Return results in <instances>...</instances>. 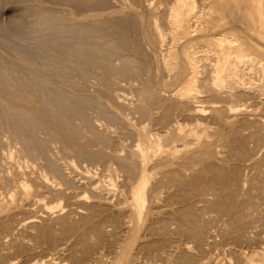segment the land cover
<instances>
[{"label":"rangeland","instance_id":"rangeland-1","mask_svg":"<svg viewBox=\"0 0 264 264\" xmlns=\"http://www.w3.org/2000/svg\"><path fill=\"white\" fill-rule=\"evenodd\" d=\"M92 1L89 2V0L88 1L87 0H78V1L77 0H0V26H1L0 29H3V30H0V64H1V66H3V67L0 66V70L1 71H3L1 68H4V67L7 68L12 62H15V61L19 60L20 55H22V54H20L21 53L20 50L23 49L24 46L26 48L32 47V45H33V47H36V48L38 46L40 47L41 45H39L38 42L40 43L41 40L38 41L37 39L39 38V35H41L43 33H44V36L41 35L42 37H40V38L42 39V38L48 37V38H46V39H48V42H50L52 38L55 39V36H56L57 32L61 31L64 34V35H62V37H56L58 40L56 39L54 41V39H52L53 41H51L52 43L50 42V45H51V47H54V48H50L49 47V51L48 52H52L53 49L56 50L60 45L61 46L65 45V44L66 45H72L73 43H75L74 42L75 41L74 38H76L75 37L76 36L75 32L74 33H72L73 31L72 32L71 31L68 32V29L70 27L72 28V27H76L77 26V25H74L75 21L70 19L72 15L77 17V18L75 17L76 20H78V19L81 20L80 23L81 22H85V23H81L82 25H80L78 27H83L84 28V26H86L84 28V29L87 28V30H85L86 31L85 33L88 36L90 35L89 37L85 35L86 38L83 40V42L85 41L84 44H83V42H81V45H83L82 46V50L85 52L86 51L85 49H87L85 47H87L88 45H92V43H94L95 45L98 44L97 45L98 47H99V45L101 46V48L104 47L102 50L105 51L104 52V51H102L100 49V51L98 52L97 51L98 47H97V50H96L97 54L98 55L100 54L99 57H101V59L99 58L100 59L99 62L103 61V65L105 63L104 66L102 65V62L100 64L97 60H95L97 63L94 64V62H95L94 59H92V62H93V64H92L91 62L87 61V59L85 60V58H80L79 57L80 59L77 58V60H75L76 59L75 58L74 60L75 61H79V62H77V63L74 62L73 64L78 69L82 68V71H85V72L82 73L80 71L81 69L78 70V69H76V67H75V69H73L74 65L71 64V63H68L71 66L73 65L72 67L69 66V65L68 66L71 67L74 71L72 70L73 71L72 72L70 70L71 68L69 69V71H66L67 75H69V76L66 75V77H65L66 79L64 78L63 80H61L58 77H55V79L52 80L51 84L55 85L57 87L56 91L54 90V92L53 91L51 92L49 87H47V89L45 91H43L44 94L45 93L47 95L51 94L54 101L60 96L59 99H58L59 100L58 101L59 104H57L58 103L57 100L55 101V102H57L56 103L57 105L55 106V108L58 107V109H60V110H61V108L62 109L64 108V107H60V106H66L65 108H67V106H69L71 104V102H73V101L76 102L75 99L77 98L78 101L76 103L78 104V106H76L77 104L75 103L76 104L75 107H77L78 109H80L83 112H85V114L80 111L79 113H80V115H82V116H80L79 113H77L78 115L75 113L76 114L75 115L74 113L72 114L71 112H69V114L71 113L70 117H67L65 121H62V123H64L62 125L63 127L57 128L53 124L55 126L56 130L57 129L60 130V133L62 131L64 132V133L62 132V134L57 132V133H59V136H61L60 138H59V136L57 137V135H55L56 133H55L54 130H53V133L50 130L51 131V134H50L49 131H48L49 129L45 130V129H47L46 127H45V129H43L44 125H42L41 123H38L37 121H35V123L32 122V127L33 128L34 127L37 128V131H36V128H34L35 129L34 140L37 137L38 140L36 139L35 141H36V144H38L37 146H39V148L35 149L34 151H39L38 154L36 152H34L33 155H30V152L27 153L28 151H27L26 147H27L28 144H31V142L29 141L31 139H29L30 137H28L29 135H28L27 131H25L26 134H27V137H26V134H24V136H25L24 139H23V136H22V138L21 137L13 138L15 136V134L13 136L14 132L12 133L10 131V129L6 128L7 126H5V124H6L5 120L10 118L11 115L9 116L8 113H10L9 111H11L12 109H10L9 105H8L9 106V108H8V106H6L7 104H5V106L3 105L2 107H0V117H1L0 132L2 133V135L0 133V137H1L0 138V144L2 145V146L0 145V147H1L0 148L1 149L0 150V156H2V157H0V162H1V164H0V177L4 176L3 178L2 177L0 178V263L1 264H4V263L13 264V262H14V264H33V263H35L34 261H40V258H41V262L43 261L44 263H47V262H50V261L51 262L57 261L58 263L61 262L62 264H83V262L86 263V261H84L86 259H84V258H87L88 256L89 257L93 256L92 259L93 258L94 259H98L100 256H102V254H103L104 260H107V261L110 262V260L113 259L112 257H116L119 254V252L121 253L123 250L124 251L128 250L129 260L132 262V264H144V263L147 264L148 260L150 261V258H152L151 259L152 261L149 262V263L155 264L156 263L155 260L158 261V262L160 260V259H157L156 256L154 257V255L157 254V251L159 253L160 250L162 252L164 249L165 250L167 249V251L169 253H171L174 248H178L177 245L178 246H180V245L182 246L183 243H184L183 245H185V243L187 242V245L191 244L190 247H193L192 249L190 248L191 249L190 250L191 253L188 254L186 252H183V251L181 252L180 250H178L179 252H176V254H177V257H176L175 256L176 254L173 253L176 250V249H174V251L172 252L173 255L172 254L171 255L174 256V259L175 258L176 259L179 258L178 259L179 261H175L176 259L174 260L173 258L171 260L172 256L170 255V258H169L170 260L168 259L170 262L171 261L174 262L173 264H176V262H178V264H182V262L180 261V258H181V256L183 257L185 255V254L183 255V253H186V256L188 254L189 258L191 260L194 258V257L192 258L191 254L192 255L194 254V256H196L195 257L196 259L197 258L199 259V257H200L201 260H204V258L206 257L205 260L202 261V263H200L201 261L198 262L200 264H205V263H207V264L208 263L209 264H212V263L213 264H243L242 263L243 259H241L242 258V252L244 250H246V252H248V253L250 252L251 253V252L254 251L253 249H257L256 245H254L257 240H255V238L253 237V234H250V233L253 232L252 230H256L255 229L256 227L254 228L251 225L255 226L258 223H259L258 225H260V223H261V225L263 224V226H260V227L262 229H264V176H263L264 172L260 171L261 169H262V171H264V161H263L264 160V158H263L264 157V135H263L264 134V130H263L264 129V94L261 93V91H263L262 89H264L262 87V86H264L263 85L264 84V80H262V79H264L263 78L264 73H262L263 68H261L262 66H261V62H260V61H263V59H264L263 58V56H264V37H260V36H263L264 34L260 35L259 32H256V31H253V33H252L251 30L248 31L247 29L244 28L245 29L244 31L245 32L247 31L246 32L247 34L248 33H252L255 36L253 42L256 41L257 45L254 43V46H253L254 50H251V49H253V47L250 50L254 51V53L256 54L255 50L258 49L256 51L257 52L259 51V53L256 54V55L254 54V56H253V57H255L253 59L254 63L252 61L251 62L249 61V63H253V65L252 64L248 65V63H246L245 66L248 67V69L245 67L246 71L242 72L243 73L242 74V77H243L242 81H244L247 84H245V85L243 84L244 86L243 85L241 86V84L239 85L236 82L235 83L231 82V81H234L233 79H229V80L227 79V81H224V85L225 86L224 85L222 86V90H221V86L216 87L217 84L215 85V82H214L213 76H212L213 74L212 73L210 74V71H209L210 68H211V71H212V68L214 67V65L216 63V62L214 63V61H211L212 59L214 60V58L216 57V55H214V54H216V52L212 51V53H210L208 51H204L202 53L201 52L202 51V49H201V46H202L201 44L202 43L200 44V42L198 41L199 39L196 40V42H199L200 46L199 45H198V47L194 46L193 47L194 49H193L192 45L191 46H190V44L188 45L193 50L196 49L194 52L197 53L198 51H200V54L198 52L197 55H196V53L194 54V52H193V54L195 56H197L198 59L200 60V61L198 60L199 63H197V65L199 64V66H200V67L198 66V70H199V74L198 75L199 76L197 75V77L198 78L200 77V78H199V80H198V78H196L195 84L197 86V90H199L197 92V95H199V98L201 97V99H199L198 101L204 100V98H205V101L208 103V105H207V103H204V104L202 102L199 103L197 101L198 98H196V99L193 100V101H195V103L193 102L192 105L193 104L194 105H202V106L207 105L208 108H209V106H213V104H214V106H217V108L221 109L220 107H222V105L225 104L226 107L228 106L227 108H229V109H227V110H229V111H227V112H229V114H231V116H232V114L235 115L236 112H238V111H239L238 114L239 115L241 114L240 116L239 115L237 116V114L235 116H233L234 119H236V122L233 120V117H232V119H230L231 120V122H230L229 118L231 116H228V114H226V116H228V117H225V115H224L225 114L224 112L226 111V107L224 108L225 109L224 112H223V107L221 109L222 110L221 114L224 113L223 114L224 117L222 115L215 114L216 116L219 117V119L215 115H214L215 117L212 115V113H214L212 110H211V114H210V108H209V110L206 109V111L202 115V117H204L207 114V116H205L204 119H206V118H208L210 116V118L213 121L216 119L215 121H217L218 123L215 122L214 125H213L212 124L213 122H212L211 119H209V121L212 122V123H210L208 121L204 122V120H203V123L205 125L208 122L207 127H208V129L211 128L210 130L212 131L211 132V131L208 130L209 133L207 132L206 141H211L209 143H211V144L213 143L212 144L213 146L211 148H209L210 146H208L206 148L207 150H202L203 153L202 152H201L202 154L200 153L201 154L200 155L201 159H200V161H198V162H200V164L197 163L195 165V174L194 173L192 174L194 176V181H195L194 183L195 184L193 183V180H192L193 177L191 175L192 179L190 177V180L192 181V184H194L193 185L194 187L190 188L189 185H190L191 181L189 179L185 178L186 180L190 181V182L189 181L187 182V184L189 183L188 185L186 184V182H185L184 186H183V184L181 186V185H178V183H176L177 182V180H176L177 176H175L174 174H176L177 166L175 165V161H173V159H170V160L168 159V161H164L165 158L162 159V157H164L165 155H164V153L162 151L165 148L164 149H163V147L161 148V146H163L162 143H164L166 140L168 141L169 140L168 139L169 136L172 135L171 134V130L174 131V127L176 125L175 123L177 121H182L183 118H184V116L182 117V115L181 116L179 115L180 114L179 111H178L179 114L178 113L176 114L178 117H176V115H175V117L177 119L176 122H175L176 119L174 120V117H170V116H174L176 108H178L179 105L181 104L180 102L185 101V100H183V101L181 100V101H179V103H180L179 104L176 101V97H174L175 92L178 91L179 88H181V87H179V85L182 86L181 84H184L185 81L184 82H179L178 83L179 85L175 84L174 88L172 86V89L176 88V90H174L175 92L172 91L171 88H170L171 90L169 91V88L167 86H165L167 89L164 87V82H167L170 79L171 81L170 80L169 81L171 83L172 79L174 80V76H175V74L177 72V68L175 66H173L171 68L174 71L176 70V72L174 73L171 69H169V68L167 69V67H165L166 64L164 65V60H166V58H167V56H165L166 54L164 53L165 52L164 51L165 50V48H164L165 46H162V47L159 46V47L155 48L152 45L150 46V44H148V42H146V40L144 42H142L144 37L142 36L143 32H142L141 29H142V26L144 27V25H141V23H139L140 19H141L139 17H142L141 15H142V13H144L142 8L138 9V6H137V10H138L139 16L138 15H135V16L136 17L138 16L137 18H139V22L135 23V25L133 24L132 28H128L131 25L126 27V29L125 28L122 29V27H120V28L124 32H126L127 35L129 34V36H132V37H135V38H138V37L142 36L140 39H142L141 42L143 43V46L145 45L144 48L146 47L145 48L146 50L144 49V52H142V54H140L138 52L134 53V52L126 51V50H123V49L120 48L121 51L123 50L121 52L119 49H116L117 47H115V48L113 47L116 50H114L113 48L110 49V47L114 45V44H112L113 41H117L115 38H117L116 36L119 34V30H121L118 26H122L125 23V22H123L125 19H123L122 15H124V18L127 17L128 20H129V18L130 19L133 18L132 15H134V14L132 13L133 12L132 11V5H130V6L127 5V4L130 3V1L129 2H128V0H126L125 2H124V0H121V1H119V0H109V2H108V0H97V1L96 0H92ZM153 1L154 0H152V5H154V4L155 5L152 8L156 9V7L158 6V5L156 6V4L158 3L159 0H155L156 2L154 1V3H153ZM77 2L80 3V4L78 5ZM161 2H167V1L163 0ZM161 2H159V4ZM198 2H199V0H198ZM165 4L167 5V3L159 5L162 8V9L159 10V12H161V10H165V8H166ZM89 5H91V6H89ZM81 6H83V7H81ZM116 10H117L118 14H117ZM121 10H122L123 14L121 13ZM45 13H46V15H45ZM54 13H55V15H54ZM64 13H65V15H64ZM95 13H97V14H95ZM125 13H128V14L125 15ZM152 13H153L152 15H154V12H152ZM48 14H49L50 17L48 16ZM155 14H156V10H155ZM228 14H230V13H227V16H225L226 19L223 18L224 22L226 20L230 21V20L233 19L232 17H230L231 14L230 15H228ZM57 15L58 16L61 15V17L59 18V17H57ZM88 15H89V18L87 17ZM237 15L238 16L241 15L239 17H244V16H242L243 14L237 13ZM47 16H48V18H47ZM42 17L43 18H47V20H45V19L42 20ZM51 17H53V18H51ZM161 17H163L165 19V16L161 15ZM64 18H65V20H64ZM66 18H68V19H66ZM108 18L112 19L114 22L112 23L111 22L112 20H109ZM38 19H39V21L41 20L40 23L42 22L43 24H48L49 22L48 23H46V22L49 21L48 19H50L51 23H53V24H55V23L57 24L58 23L59 24V25L55 24L57 27L62 25L61 23L63 22V26L58 27V30H56L57 27H56V29H52L51 27H47V25H43L42 27H40L39 26L40 23L38 22V24H37V22H36V21H38ZM121 19H123V21ZM44 20H45V22H44ZM69 20L71 21V23H70ZM104 20H106V21H104ZM161 20H163V19L161 18L159 21H161ZM165 20H163L164 23H165ZM109 21L111 22V24H109L110 23ZM67 22L69 24H65ZM94 22H95V24H93ZM97 22H99L100 24L97 23ZM103 22H104V24H102ZM163 22L161 21L162 25H164ZM106 23L109 24V25H107ZM32 24H34V25H32ZM70 24H71V26H70ZM115 24H116V26H115ZM136 24H138V25H136ZM238 24L241 25V23H238ZM2 25L3 26L5 25L6 29ZM36 26H38L39 28L38 27L36 28ZM90 26H93V29ZM137 26H139L141 29L139 27H137ZM67 27H69V28H67ZM88 27H90V28H88ZM133 27H134V29H133ZM32 28H34V29H32ZM46 28H48V29L46 30ZM49 28H51L53 31L50 29L51 31L49 32L48 31ZM127 28L130 29V30H128ZM135 28H139V29H136L138 31V33L137 32L136 33L138 35L140 34L141 36H138L134 32ZM42 29H44V31ZM108 29H109V31H108ZM113 29H119V30L116 31V30H113ZM36 30H37L38 33L36 32ZM40 30H42L41 32H43V33L40 34V32H39ZM54 30L56 32H54ZM113 31L114 32H118V33L112 34ZM132 31H133V33L131 34ZM35 32L37 34H35ZM87 32L89 34H87ZM237 33L239 35H240V33H242V35H244V36L247 35L246 33L240 32V30L237 31ZM115 34H117V35L114 36ZM73 35H75V36H73ZM99 35H102V36L100 37ZM136 35H137V37H136ZM28 36H32V37H28ZM51 36H52V38H51ZM111 36L112 37L114 36V38H111ZM35 37H37V38H35ZM98 37H99V39H98ZM119 37H121V35L118 36V38H117L118 40H120ZM33 38H34L35 42L33 41ZM92 38H93V40H92ZM66 39H68V41ZM69 39H71V40H69ZM94 39H96V40L98 39V42L96 40H94ZM256 39H258V40H256ZM26 40L31 42V43L27 42ZM210 40H212V38H210V37L205 38V39H203V41H204L203 43L204 44L205 43H209ZM88 41H89V43H87ZM99 41H100V43L102 45L99 43ZM109 43H110V46L108 47L107 45H109ZM193 43H194V41H192V44ZM29 44H31V45H29ZM86 44H88V45L86 46ZM104 44H106V45H104ZM116 44H118V42H116L115 45ZM205 46H207V44ZM39 47L37 48V50L40 53L43 52L46 55V56H43V54L41 53L42 57H43L42 59L44 61H45V59H46V61H49V60L53 61V60H51V58H52L51 53H48V52L45 53V51H43L44 50L43 48H45V47H43V48H42V46L40 47L43 50L39 49ZM195 47H197V48H195ZM106 48H108V49H106ZM190 48H189V50H190V53H191L192 49H190ZM206 48L208 49V47H205V49ZM50 49H51V51H50ZM154 49H156V50H154ZM15 50H18L19 52L17 53V51L15 52ZM108 50H110V51H108ZM113 50H114V52H113ZM203 50H204V48H203ZM23 51L24 50H22V52ZM124 51L126 53H124ZM148 51H150V53ZM112 52L113 53L116 52L114 54L115 58L112 57L113 56L111 54ZM53 53L54 52H52V54ZM144 53L146 54V56L144 55ZM97 54L94 55V56L96 57ZM101 54H103V55H101ZM118 54H120V56ZM203 54H205V55H203ZM208 54H209V56H208ZM116 56H118V57H116ZM206 56H208L209 59L206 58ZM102 57H103V59H102ZM129 57H132L131 59H136V58L137 59H136V61L133 60V62H132V60H131L129 62V60H130ZM143 57L145 59V60H143V62L145 63V61H146V63H145L146 65L145 64H143V65L141 64ZM145 57H147V59ZM154 57L158 58V60H160V62L157 61V59H155ZM164 57H166V58H164ZM211 57H212V59H211ZM111 58H113V59H111ZM80 60H81V63H80ZM82 60H84L85 62L84 61L82 62ZM121 60H123V61L121 62ZM140 60H141V62H140ZM9 61H10V63H9ZM105 61L109 62V64L106 63ZM202 61H204V63H201ZM7 62H8V64H7ZM123 62L126 65L128 64V66L122 65ZM139 62H140V64H139ZM152 62H154V63L152 64ZM82 63H84V64H82ZM132 63H133V65H132ZM115 64H117V65L115 66ZM135 64L137 66H139L140 68H142L143 71L145 70V72L140 70L139 67L138 68H139L140 71L138 70V68H137V70L133 69L136 66ZM212 64H213V66H212ZM257 64H258V66H257ZM5 65H7V66H5ZM86 65H87L88 68H86V67L84 68V66H86ZM131 65L133 66V68H132L133 70L138 71V72L142 71L141 74L139 73L140 75L138 74V72L135 73L133 71V73L135 74L132 77L133 79L130 78L132 76L130 74V73H132V71L130 70V66ZM140 65H142V66H140ZM158 65H160L161 68L160 67L157 68ZM205 65L209 69L208 71L205 70L207 68L203 67ZM209 65H211V66H209ZM78 66H80V67H78ZM89 66L90 67L92 66V68H90ZM98 66H100V67H98ZM123 66H126V67L129 68V71H130L128 73L129 75L127 74L128 71H126V69H124ZM152 66H153V68H150ZM94 67H95V69H93ZM112 67H113V69H112ZM117 67H119V68L122 67L123 69L122 68L119 69ZM144 67H146V68H144ZM6 68H4V69H6ZM242 68H244V66ZM251 68H254L255 70L251 69ZM257 68H260V69H257ZM91 69L95 70V71H92L94 73L91 72ZM159 69L160 70L162 69V70L159 71V73H158ZM113 70L116 71V72L114 74H111V72H114ZM202 70H204L207 73L209 72V74L203 72ZM257 70H259V71H257ZM260 70H262V71L260 72ZM162 71H163V73H162ZM168 71L169 72L172 71L173 73L172 72H171L172 74L168 73ZM201 71H202V73H200ZM68 72L69 73L72 72V73L69 74ZM155 72L158 74V76L154 75ZM244 73L246 75H244ZM261 73L263 74V76L260 75ZM93 74H97V75L92 76ZM168 74H170L171 77L166 76ZM201 74H204L205 79H203L204 77L201 76ZM89 75H90V77H89ZM103 75H104V77H103ZM9 76L10 75L7 76L8 78L6 77L5 81H7V79L9 80V82L11 80L14 81L13 78L9 79ZM134 76L135 77H139L140 76V77L139 78H135ZM151 76L154 77V78H152ZM163 76H164V78H163ZM165 76L168 77V78H166ZM244 76H245V78H244ZM0 77L3 78L2 76H0ZM10 77H13V76H10ZM99 77H101V78H99ZM210 77L212 78L213 81L210 80ZM260 77H262V79ZM73 78H75L74 79L75 81L72 80ZM159 78H160L161 81L159 80ZM106 79H108V80L106 81ZM166 79H167V81H165ZM201 79H203L204 82H206L207 80L208 81L210 80V82H212V83L207 81L208 83L206 82V84L202 85L201 83H202L203 80H201ZM3 80H4V78L2 80H0L2 82L1 85H3V82H4ZM100 80H102V81H100ZM162 80H164V82ZM197 80L199 81V83H198ZM13 81L11 82V84L13 83ZM68 81H69L70 84L68 83ZM94 81H97V82H94ZM115 81H117V82H115ZM146 81L148 82V85H146ZM151 81H153V82L151 83ZM84 82H85L86 85L84 84ZM106 82H108V84H110V85H108L110 87L107 86ZM230 82H231V84H230ZM7 83L8 82H5L4 84H6V85L10 84V83H8V84ZM76 83H78V84H76ZM115 83H117V84L115 85ZM153 83H155L156 86ZM156 83H158V84H156ZM232 83H233V85H232ZM11 84H10V87L11 86L13 87V85H11ZM159 84H160V88L161 89L158 88ZM207 84H209L208 88L207 87H205V88H207V89L210 88L211 90L216 91L215 94H210L209 92L213 93L212 91H210V89L207 90L208 93L205 90L204 91L201 90V89H204L202 87L204 85H207ZM210 84H212V86H210ZM145 85L146 86L150 85L149 87L151 88V92L153 91L152 92L153 96L155 95L157 98H155V96L153 97L152 94H150V96L153 97V99H155V101H157V102H155L154 100H153L154 102H152V100L150 101L151 97H149V96L148 97L150 99L146 98V96H144L145 92H143L144 95L141 93L142 92L141 91V89H142L141 87L142 86L146 87ZM200 85H202V87H199ZM234 85H236V86H234ZM79 86H80V88H79ZM255 86L257 88L254 89L253 87H255ZM1 87L2 86H0V90L1 91H5V90L7 91V89L9 90V88H10L9 85L6 86V87H9V88H5V85L3 86V89H1ZM82 87L84 88V90H82ZM215 87H216V90H214ZM243 87H245V88H243ZM260 87H261V89H260V91H258ZM58 88H59V90L61 88V91L63 90L62 93H61V91H59L61 94L59 92H57ZM109 88H111V89L109 90ZM112 88H114V89H112ZM198 88H201V89H198ZM235 88L237 90H234ZM239 88H240V91H238ZM107 89H108V92H107ZM249 89H251L252 91L249 90ZM231 90H232V93L230 94ZM89 91H90V93H89ZM217 91H218L219 97H218V95L216 96ZM223 91H226L229 94L227 95L226 92H223ZM235 91H237V93L239 92L238 95H237V93ZM137 92L139 94H137ZM220 92L221 93H225V94H221L222 98H221V96L219 94ZM233 92L235 93V95H234ZM258 92H260L261 95ZM63 93L65 95H63ZM102 93H103V95H100ZM108 93H109V95L112 94L111 97L108 95ZM240 93H242V95ZM53 94H54V97H53ZM57 94H59V95L56 96ZM239 94H240V96H239ZM243 94H245V95H243ZM73 95H74V97H73ZM140 95H143L144 97L142 98V96H140ZM77 96H80V98L82 96L83 98L78 99ZM223 96H225L226 99ZM65 97H66L67 101L63 102V99L65 100ZM87 97H88V99L91 98L92 100H93V97H96L97 100L96 99H94L95 101L93 100V102L95 104L92 102V100H90V102H92L90 104L89 100H87ZM99 97H101V98H99ZM107 97H109L111 100L110 99L108 100ZM114 97H117V100H114ZM140 97L142 98L143 102H145V103L152 102L151 105L153 107L156 104V107H154V108L151 106L154 109L155 114L153 113V109L149 108L150 105H148L149 106L148 107L147 105L144 104L146 106L145 107L146 109L148 107L149 110H152V111L147 110L149 112L148 115H147L148 118H149L150 113H151V115H150L151 117H152V114L154 116V119L152 118V121H151V117H150V121H149V119L145 120V117L141 114L140 109L138 110L140 113L137 114L136 113L137 111L132 113V111H134L135 108L138 109V106L136 107L135 105L139 104L138 101L141 100ZM228 97H230V98H228ZM239 97H241V98H239ZM68 98L70 99V101H71V99H73V101L69 102V104L66 103V102L69 101ZM219 98H221V100ZM238 98H239V100H238ZM83 99H84V101L87 104L84 102V105L80 106V104L82 105ZM214 99L215 100L217 99L219 102H221L223 100L222 101L223 104L222 105H221V103L219 104V102L217 100H216L218 102L217 105H216L217 102H215V103L213 102L212 103V101H215ZM224 99L227 101V103H226V101H224ZM121 100H122V102H120ZM177 100H180V99H177ZM208 100H209V102H208ZM61 101H62V103H60ZM196 101H197L198 104H196ZM79 102H80V104H79ZM120 103L121 104L122 103L125 104L124 107H123V105L121 106ZM209 103H211V105H209ZM117 104H119V106ZM141 104H142L141 107L142 106L144 107L143 103H141ZM173 104H174V106H173ZM184 104H186V101H185ZM184 104L182 103L180 105V107L182 105H184ZM190 104L191 103L189 102V104L184 105V107L182 106L183 108H185V109L182 108L183 111L186 112L187 111L186 108H189L191 106ZM41 105H36V106L40 107L42 109L43 105L42 106ZM160 105H161V107H160ZM177 105H178V107H175ZM79 106H80V108H79ZM185 106H187V107H185ZM173 107H175L174 108L175 110H173ZM232 107L235 108V109H233ZM7 108L9 109V111H8ZM43 108L45 109L46 107L44 106ZM139 108H140V106H139ZM166 108L170 109L171 111L167 113L166 112ZM231 108L233 109V113L231 112V110H232ZM239 108H240V110L243 109V112H242V110L240 112ZM4 109L7 110L8 113ZM182 109H181V111H182ZM172 111H174L173 112L174 114H169ZM246 111H248V112H246ZM4 112H6V113H4ZM165 112L168 114V116L169 115L170 116L167 117ZM249 112L252 115H254V116H252L250 118L251 114H249ZM254 112H255V114H254ZM121 113H122V115H121ZM188 113L186 112L184 114L186 115ZM256 113L259 114L258 117H257ZM4 114H5V116H8V117H5ZM69 114L67 113V116ZM139 114H141L142 118L144 119V120L142 119L143 121L140 120L141 118H140ZM163 114H165V115H163ZM12 115H14V114H12ZM18 115H19V117L14 115L16 117L13 116L12 117L13 120H14V118H15V120H16V118H19L21 121H23L24 119L21 118L22 117L21 112H18ZM73 115H75V116H73ZM211 115L213 116V118H212ZM147 116H146V118H147ZM179 116L182 119L181 118L178 119ZM236 116H237V118L239 117L238 119L240 120V122L237 121ZM108 117H110V118H108ZM115 117H119V118L116 119ZM166 117L170 118V119H168L169 121H167ZM186 117H188V119H189V115H186L185 118ZM246 117H247V119H246ZM84 118H87V120H83ZM160 118H162L163 121H162V119L159 120ZM226 118H228V119H226ZM186 119H185V121H186ZM224 119L227 120V122L229 121L231 123V125H233V124L234 125L231 126L230 123H228V124L224 123L223 125L220 124V123H223L225 121ZM242 119H243V121H242ZM31 120L32 119H30V122L28 121L29 124L31 123ZM88 120H90V121H88ZM122 120H126L127 122L126 121H122ZM173 120H174V122H173L174 124H171ZM206 120H208V119H206ZM16 121H19V120H16ZM87 122L89 124H87ZM233 122H235V123H233ZM36 123H38L39 125L37 126ZM67 123H69V125ZM167 123H170L169 126H167L168 125ZM250 123L252 125L254 124L255 128ZM82 124H83V126H82ZM209 124L210 125L212 124V125L210 126ZM215 124L217 126L218 125L219 126L217 127ZM243 124L247 125V126H244ZM70 125H71V127H70ZM72 125H74V127L75 126L78 127V128L75 127L76 128V130H75L76 133H75V131H72V130L75 129V128H73ZM87 125L88 126L90 125V127H88ZM68 126L70 128H68ZM235 126H236V129L233 128ZM64 127L65 128L67 127V129H65ZM87 127L91 128V129H88ZM168 127H170V129L173 127V129L170 130ZM257 127H258V130H257ZM261 127H263V128H261ZM62 128H64V130H62ZM140 128H144V129L146 128L145 130H147L149 132L151 130L150 133H154V131H155V134L163 133V135L164 134L165 135L163 136L161 134L160 137H161L162 140H160V142H159L160 144H159V143H157L155 141L156 137H154V136H156V135L151 134V136H150V133L148 132L149 137L150 138L153 137V138L150 139L148 136L144 137L146 139V141H147L146 142V141H144L142 136L140 137V136H138V134H136L138 132L133 133V132H135V130L138 131V129H140ZM239 128H241V129H239ZM77 129L79 130V132H82V133H78ZM221 129H222V131H220L219 134L214 131V130L218 131V130H221ZM226 129H228V130H226ZM247 129H248V131H247ZM259 129L261 131H259ZM40 130L41 131L44 130V131L41 132ZM66 130L68 131V134H69V131L72 132V133L70 132L71 135L70 134L68 135V136H70V137H68V139L66 138L67 135L65 134V133H67V132H65ZM169 131H170L171 135L167 134V133H169ZM43 132H44V134H43ZM47 132H48V134H47ZM249 132H250V134H252L251 136H253V138L250 137ZM172 133H174V132H172ZM221 133H222V135H220ZM254 133H255L256 137H255ZM46 134H47V136H45ZM78 134H81V135H78ZM166 134L168 136L167 138H166ZM208 134L209 135L210 134H214V135H211V137H210ZM247 134H249V135H247ZM259 134H260V136H259ZM42 135H44V136L42 137ZM50 135H51V137H50ZM77 135L79 136V139L81 141L78 140V136ZM90 135H91V137H90ZM93 135H95V136H93ZM98 135H99L100 138H94V137H97ZM246 135H247V139L245 137ZM212 136H215V137L213 138ZM261 136H263V137H261ZM38 137H40V138H38ZM64 137H65L66 140L64 139ZM74 137H75V140H73V141H75V142L72 141V138L74 139ZM208 137H210V138H208ZM239 137L241 138L242 141L240 140ZM258 137L259 138L261 137L260 138L261 141H259L260 139ZM26 138L28 139V141H26L27 140ZM48 138L50 139V141H49ZM83 138H85V139H83ZM91 138H93V139L89 140ZM163 138H166V140H164ZM217 138H220L221 140L217 139ZM223 138H226L225 139L226 141ZM229 138H230L231 141L229 140ZM20 139H21V141H20ZM45 139H47V141ZM140 139H142L145 142L144 143L145 147L142 146L143 145L142 144L143 141H141ZM152 139H154L155 143H157L159 146L160 145L161 146L159 147V146L155 145V143L152 141ZM171 139H172V136L170 137L169 142L171 141ZM212 139H214L215 142H212ZM1 140H4V141H1ZM76 140H77V142H76ZM235 140L236 141L238 140V141L236 142ZM25 141L28 143L27 145H25ZM31 141L33 142V140H31ZM38 141H42V142L45 141V143L47 145L51 146L50 147L51 150H50L49 146H48V148L46 147L47 146L46 144H44V143L42 144L41 142L37 143ZM78 141L80 143H82V144L78 143ZM161 141H162V143H161ZM69 142H70V145H69ZM140 142H141V144H140ZM48 143H50V144H48ZM241 143H243V144H241ZM78 144H80V145H78ZM138 144H140L143 148L140 147ZM146 144L147 145L149 144L148 145L149 147ZM214 144H215V146H214ZM216 144H218L220 147L218 145H216ZM236 144L239 147H237ZM238 144H240V145H238ZM245 144L247 146H245ZM44 145H46V146H44ZM152 145H154V147ZM6 146H7V148H6ZM41 146H43L42 150L40 149V148H42ZM62 146H64V147H62ZM231 146H232V148H231ZM240 146H242V147H240ZM164 147H165V145H164ZM244 147L247 150H245ZM86 148H87L88 152L82 150V149H86ZM89 148H90V150H88ZM137 148H140V149L142 148L141 152H143V150L148 151V152L145 151L146 153L143 152L142 154L145 156L144 157L145 159L148 158L149 160L148 159L144 160V158H142V159H140L138 161L139 163H137V164L135 163L136 161H134L136 167L137 166L139 167V168L137 167L138 168L137 170L140 171V169L141 168L142 169H141L140 172H137V173L135 172V174H133V175H128L127 174L128 175L127 179H129V181H133V179L135 178L134 183H132V182L127 181V179L125 178L126 170L123 169L124 167L122 166V163L124 161H126V159H128V158L130 159V161H132L131 160L132 156L130 157L128 154H130V153L132 154V152H133L132 149H134V151H135V149L137 150ZM153 150H155V151H153ZM231 150H233V151H231ZM244 150L247 151L246 152L247 154L244 152ZM82 151H83V154H81ZM207 151L209 153V156L213 155V153H214V155H216V152L218 153L217 154L218 156H212V157L210 156L209 157V156H207L208 155ZM248 151H250V152H248ZM153 152H154V154H153ZM98 153H99L100 156H97ZM151 153H152V155H151ZM206 153H207V155H206L207 158L205 157ZM253 153H254V155H252ZM90 154H91V158H90ZM92 154L95 155L96 157L95 156L92 157L93 156ZM116 154L119 155L120 157L118 156L119 157L118 158ZM156 154H157V157H156ZM158 154L160 155L161 159L160 160L157 159V162H156V159H154V156L156 158H159ZM46 155H47V157H46ZM104 155H105V157H104ZM147 155H148V157H147ZM161 155H163V156H161ZM40 156H42V157L40 158ZM82 156H83V158H82ZM115 156L117 157V159H121V160H118V161H120V164H119V162H117V159H116ZM122 156L125 159L124 161L121 158ZM219 156L220 157L225 156V157H222L223 158L222 159ZM251 156L253 157V160H252ZM244 157L246 159L247 158L248 159L251 158V159H249L250 162L248 161V159L244 160L245 159ZM37 158H38V160H37ZM202 159H204V160H202ZM208 159H209V161H208ZM212 159H214V160H212ZM5 160L6 161L8 160L9 162L7 161L5 163L4 162ZM32 160H34L35 162L32 161ZM260 160L263 161V162H261ZM141 161L143 162V164H142ZM171 161H173L174 163L172 162L170 164ZM244 161H248L249 163L246 162V164H244ZM253 161H255V162H253ZM50 162L52 163V165L50 164ZM164 162L165 163L168 162L170 165H168V163H167L166 164L167 166H165ZM212 162H213V164H212ZM251 162H253V163H251ZM259 162H260V164H259ZM8 163H9V165H8ZM13 163L14 164L17 163V164L14 165ZM160 163H162L164 165H162ZM215 163H216L217 166L214 165ZM222 163H223V166H222ZM224 163H225L226 167L224 166ZM257 163L259 165H257ZM155 164L158 165V166L156 167ZM12 165H13V167H12ZM120 165H121V168L123 167L122 169L120 168ZM144 165L148 168L149 171L147 170V168H145ZM173 165H174L175 168L173 167ZM247 165H249L248 168H247ZM51 166H53V167L51 168ZM197 166H199V167L201 166L202 170H200L201 168L199 169V167H197ZM206 166H208V167H206ZM212 166L215 167V169ZM251 166L254 167V168H252ZM4 167H5L6 170L4 169ZM14 167L15 168L18 167V168L15 169ZM211 167H212V169H211ZM216 167H220V168H218V170H220V172L216 171L217 170ZM241 168H244V169L242 170ZM251 168H252V170H251ZM196 169H198L202 173L201 174L198 173V170H196ZM142 170H143V172H142ZM240 170H242V172ZM256 170H258V171H256ZM13 171H15V172H13ZM145 171H147L148 174ZM171 171H173V172H171ZM196 171H197V173H196ZM8 172H9V174H8ZM21 172H22V174H21ZM167 172H169V173H167ZM248 172H249V174H248ZM256 172H258V173H256ZM210 173H211V175H210ZM1 174H4V175H1ZM17 174H18V176H17ZM204 174H206V175L204 176ZM214 174H216L217 176L214 175ZM255 174H256V176L254 177ZM13 175L14 176L16 175L17 177L16 176L14 177ZM196 175L199 178L197 177L196 180H195ZM19 176H20V178H19ZM237 176H238V178H241V179L243 178V181L241 180L242 183L237 178ZM130 177H132V178H130ZM143 177H144V179H143ZM173 177H174V179H173ZM203 177H206V178H203ZM141 178L143 180H141ZM208 178H210V179L212 178V179L208 180ZM227 178H229V179H227ZM244 178L245 179L247 178V180L249 179L248 182H246ZM15 179H17V180L20 179L19 184L20 183H23V184L25 183L26 184V185L25 184L24 185L26 187V191L27 190L29 191L28 195H26L27 193L25 194L24 192L19 191L17 189V186L19 184L17 183V181ZM200 179H202V181ZM206 179L208 180V184H209L208 186H207V184L204 183V180L207 181ZM213 179H217L216 182ZM218 179H219V181H218ZM14 180H15V182H13ZM173 180H175L176 182L173 181ZM238 180L240 182H238ZM137 181H138V183H137ZM212 181H213V183H212ZM236 181H237L239 186H237ZM7 182H9V183H7ZM198 182H200L201 184L198 183ZM202 182H203V184L205 186H203ZM14 183H15V185H14ZM16 183L18 185H16ZM224 183H225V185H224ZM227 183H229V184H227ZM130 184H132L131 188H130ZM186 186H187V188H186ZM213 186L214 187L216 186V188H214ZM240 186L243 188L242 189L243 191L241 190V188H238ZM177 187H182L183 189L185 188V189H187L189 191H187V190L185 191V189L183 190L182 188H177ZM205 187H206V189H205ZM228 187L230 188L229 190H228ZM92 188H94L95 190L92 189ZM196 188H197V190H196ZM210 188L211 189L214 188V190L212 189L213 192L214 191L216 192V190H218L216 193L219 194V195H217V194H215L213 192H210L211 191ZM190 189H192V190H190ZM200 189H201V191H200ZM225 189H227V190H225ZM238 189H240V190H238ZM129 190H130L131 193L129 192ZM182 190H183V192H181ZM128 192H129V194H128ZM209 192H210L211 195L208 194ZM186 193L189 194V195H187ZM205 193H207V194H205ZM212 193H213V195L215 194L214 195L215 198L213 197ZM128 195H129V197L132 200L129 199V197H127ZM139 195H140V198H139ZM150 195H153L152 197H154L155 200ZM205 195L206 196L209 195L211 197V198L209 197L211 200L208 198V196L206 198ZM150 197H151V199H150ZM216 197H218V198H216ZM76 199H77V201H76ZM206 199H207V201H208V199L210 200V201H208V202H210V204L207 201H206L207 203L204 201ZM212 199H214V200L216 199L215 202ZM37 200H40L41 204L38 203V202L36 203ZM156 200H157V202H156ZM181 200H182L183 204H181L182 203ZM153 201H155V203H153ZM199 201H201V202H199ZM211 201H213V203H211ZM141 202L143 204H141ZM197 203H199V204H197ZM232 206H233V208H232ZM241 206H242L243 209L240 208ZM120 208L122 210H120ZM133 208H135V209L133 210ZM184 209H186V210H184ZM237 210H240L239 212L243 211L244 214L243 213H240V214L244 215L243 217H244V219H246L247 222L248 221L250 222V220H251V222H253L252 217L254 219V224L249 225V227L247 226L248 230H249L250 226L252 228H254V229L250 228L252 230H250V231L247 230L248 233H245L246 232V230H245V232H243L242 236H240L239 233H236L235 229L233 227H231L232 225H230V223H228L229 221H231V219L232 220L235 219V216H236V219H237V216H238V211ZM42 212H43V214H42ZM228 212H230V213H228ZM130 213L133 216H131ZM234 213L235 214L237 213V214L235 215ZM245 213H247V215H249V214L250 215L253 214V215H251L252 217L251 216L250 217L247 216L248 218H246L245 217L246 216ZM182 214H186V215H182ZM229 214L230 215L232 214V215L229 216ZM34 215H35V218H34ZM181 215L183 217L180 219L179 217H181ZM36 216H39L38 219H37ZM191 216H192V218H191ZM32 217H33V219H36L37 221L36 220L33 221V219L31 220ZM228 217H229V221H228ZM132 218H133V222H132ZM190 218L192 220H190ZM129 220H131V221H129ZM178 220H180V221H178ZM235 220H233V222H235ZM255 220L258 221V223H255L256 222ZM191 221H193L194 224ZM229 225H230L231 228H233V231L237 235L235 233L233 234V231L231 230ZM258 225H257V229H260ZM128 227H130V229ZM194 227L197 228L196 229L197 232H196ZM206 227L207 228L209 227V229H207ZM200 228H202V232L200 231L201 230ZM221 228L222 229L223 228L227 229V231H225L226 229L225 230L223 229L225 231V232L223 231L224 235H222V233H221L222 232ZM181 229H185V232L188 231V233L186 232V234H185V232H183L184 230H181ZM189 229H192V230L194 229V230L192 232V231H189ZM228 229H230L231 230L230 233L231 232L232 233L227 236L225 234H227L226 232H228ZM215 230H216V232H214ZM180 231H182L183 233L182 232L180 233ZM210 231L214 234L215 237H213L212 233H209ZM189 232L194 233V234L198 233L196 236H197L198 241H199V239L201 240V241H199V243H200L199 245H201V246L198 245V241H196V239H193L194 237L196 238V236L194 234H193V236H191L192 234L190 235ZM219 232H220V234H219ZM199 233L200 234L202 233L201 236L203 238H204L205 233H206L207 234L206 235L207 239H208V237L210 239V240L208 239L209 242H211V240H212V242L214 241V244H212V242L211 243H209V242L207 243L206 242V243L208 245L212 244L214 247H216L215 248L216 250L213 248L212 245L204 246L205 245L204 243L201 244L202 242H205L207 239H206V236H205V239L200 238L201 236L200 237L198 236ZM216 233L219 234L220 236H218V235L216 236ZM245 234H247L246 237L250 236V238H247L245 240V238H246L244 236ZM231 235L232 236L236 235L237 237L233 238ZM221 236H224V237H222V238H224L223 240H222ZM191 237H193V238H191ZM230 237H231V240L233 241V243H232V241L229 242L230 241V239H229ZM215 238H217V240H215ZM235 238H237V239L235 240ZM194 240L197 243L193 242ZM224 240H227V241H224ZM250 240L251 241L255 240V241L254 242L253 241L250 242ZM235 241H237V242H235ZM243 241H247V242L245 243ZM225 242L232 243V244H228L230 246L229 247ZM233 244H235V245H233ZM246 244L250 245V246H247ZM196 245L199 246L198 247L199 250H198ZM252 245H254V247ZM172 246H175V247H172ZM203 246H204V249H202V250L204 252L201 251V248ZM125 247H127V248H125ZM171 247H172V251H170ZM252 247H253V249H252ZM251 249H252V251H251ZM148 250L154 251L155 254H153V257H152V254H151L152 251H148ZM148 252H150V254H151L150 258H148L149 255H150ZM180 252H181V255L179 254V256H178V253H180ZM186 256H185V258H186ZM110 257H111V259H110ZM52 258H55V259L53 260ZM79 258H80V261L82 260L83 262H78ZM187 258H188V256H187ZM187 258L185 259L184 263H189V262L192 263V261L186 262ZM50 259H52L53 261L50 260ZM196 259L193 260V261H195V262H193L194 264L195 263L197 264L196 261H198V260H196ZM208 259H210V261ZM45 260H46V262H45ZM59 260H60V262H59ZM91 260H90V262H91ZM163 260H161L162 264H164ZM88 261H89V259L87 260V262ZM167 261H165V264L166 263L167 264H172V262L170 263L168 261L169 262L168 263ZM214 261H215V263H214ZM161 262H160V264H161ZM235 262H237V263H235ZM191 263H189V264H191ZM99 264H103V263L100 262ZM156 264H158V263H156Z\"/></svg>","mask_w":264,"mask_h":264},{"label":"bare ground","instance_id":"bare-ground-1","mask_svg":"<svg viewBox=\"0 0 264 264\" xmlns=\"http://www.w3.org/2000/svg\"><path fill=\"white\" fill-rule=\"evenodd\" d=\"M78 1V0H77ZM88 1V0H87ZM90 1H92V0H89V2ZM97 1V0H96ZM119 1H121V0H119ZM126 0H124V2H125ZM130 1V3L129 4H127L128 6H130V5H132V13L134 14V15H132L133 16V18L132 19H130L129 18V20L127 19V17H125L124 18V15H122L123 16V19H125L124 21H123V19H121L123 22H125L122 26H118L119 28L120 27H122V29H126V27H128V26H130V27H128V28H132V25L134 24L135 25V23H137V22H139V18H141L140 19V22L139 23H141V25H144V27L142 26V29L139 27V26H137V27H139L141 30H142V32H143V40L142 39H140L142 36L139 34H137L138 33V31L136 30V29H139V28H135V33L138 35V36H141V37H138V38H135V37H132V36H129V34L127 35V33L126 32H124L121 28V30H119V29H113V30H119V34L121 35V37H119L120 38V40H118L117 38H118V36H120L119 34L117 35V34H115L114 36H116L117 38H115L117 41H111L112 39L111 38H114V36L112 37L111 36V42H112V44H114L113 46H111L110 47V49H112L113 47L115 48V47H117L116 49H119L120 50V48L121 49H123V50H126V51H130V52H138V53H140V54H142V52H144V49L146 48H144V46H143V43L142 42H144L145 40H146V42H148V44H150V46L152 45V46H154L155 48H157V47H159V46H165L164 48H165V56H167V58L166 57H164V58H166V60H164V65L166 64V66L165 67H167V69L169 68V69H171L173 66H175L176 68H177V72H176V70L174 71V70H172L174 73L176 72V74H175V76H174V80L172 79V82L170 83V81L168 82L167 81V79L165 80V81H167V82H164V80H162L163 82H164V87L165 86H167L168 88H169V91L172 89V86H173V88H174V86H175V84H178L179 82H184V84H181L182 86H180L179 84V87H181V88H179V90L178 91H174V90H176V88L175 89H172V91H174L175 92V94H174V97H176V101L179 103V101H183V100H185L186 101V104H189V102L191 103L188 107L189 108H186V112L188 113V114H186V115H189V119H188V117H186L185 118V114L184 113H186L185 111H183V109H185V108H183L184 107V105H186V104H184L185 103V101H183V102H180L181 104L183 103L184 105H182L181 107H180V105H179V107L182 109V111H181V109L178 107V105L177 106H175V107H178V108H176V110L174 109L175 107H173V110H175V114L173 113L174 111H172L171 113H169V114H174V116H170V117H174V120L176 119V117H178L176 114L178 113V111L180 112V116L182 115V117L184 116V118L186 119V121H185V119L183 118V120L182 121H177V119L175 120V127H174V131H172L171 129H173V127L170 129V127H168L170 130H171V134H170V131H169V133H167V134H170L171 136H172V139H171V141L169 142V140H170V137L171 136H169V140L167 141L166 140V138L168 137L167 136V134H166V138H163L164 140H166L164 143H162V141H161V143H162V145L163 146H161V148L163 147V153H164V157H162V159L163 158H165L164 159V161H168V159L170 160V159H173V161H175V165L177 166V168H176V174H174L175 176H177V182L175 181V180H173V181H175L176 183H178V185H181L182 186V184H183V186H184V184H185V182H186V184H187V182L190 180V177H191V175L194 173L195 174V165L198 163V164H200V162H198V161H200V155L203 153L202 152V150H207L206 148L208 147V146H210L209 148H211L213 145V143L211 144V143H209V142H211V141H206V139H207V132L209 133V131H211L210 129H208V127H207V124H208V122H210L209 121V119H211L210 118V116L208 117V118H206V119H208V120H206V119H204V117L205 116H207V114L204 116V117H202V115L205 113V111H206V109L207 110H209V108H210V114H211V110L214 112V113H212V115L214 116L215 114H218V115H222L223 117H224V115H225V117H228V116H231V114H229V112H227V111H229V110H227V109H229V108H227L226 106H225V104H223L222 103V101L221 102H219L217 99V101L219 102V104L221 103V105H222V107H223V112L225 111V107H226V111L223 113V114H221L222 113V107H220L221 109H219V108H217V106H214V104H213V106H209V108H208V103L205 101V98H204V100H200V101H198L199 99H201V97L199 98V95H197V92L199 91V90H197V86H196V84H195V81H196V78H198L197 77V75L199 74V70H198V66H199V64L197 65V63H199V59H198V57L197 56H195L194 54L196 53V52H194L195 50H193L194 48V46H197L198 47V45H199V42H200V44L202 45L201 46V49H202V53L204 52V51H208V52H210V53H212V51L214 52H216V54H214V55H216V57L214 58V60L212 59V57H211V61H214V63H215V65H214V67L212 68V71H211V68H210V70L206 67V65L205 66H203V67H205V68H207V69H205L206 71H210V74L212 73L213 75V80H214V82H215V85H216V87H218V86H221V90H222V86L224 85V81H227V79L229 80V79H233L234 81H231V82H233V83H237V84H241V86L244 84H247V83H245L244 81H242V79H243V77H242V72L243 71H246L245 69L247 68L248 69V67H246L245 65H246V63H248V65L249 64H252L253 65V59L255 58V57H253L254 56V51H251V50H254V43L256 44V41L255 42H253V40H254V35L252 34L253 33V31H256V32H259V34L261 35V34H264L263 32H264V0H199V2H198V0H166L167 2H161V1H163V0H159L158 1V3L156 4V9H153L152 7H154V5H152V0H128V2ZM155 1V0H154ZM154 1H153V3H154ZM71 2V1H70ZM93 2V1H92ZM101 2V1H100ZM108 2H109V0H108ZM111 2V1H110ZM123 2V3H124ZM156 2V1H155ZM159 2H161L160 4H159ZM72 3V2H71ZM88 3V2H87ZM97 3V2H96ZM118 3V2H117ZM164 3H167V5L165 4V10H161V12H159V10L160 9H162L161 8V6H159V5H162V4H164ZM77 4L79 5L80 3H78L77 2ZM85 4V3H84ZM89 4V3H88ZM100 4V3H99ZM119 4V3H118ZM120 5V4H119ZM71 6V5H70ZM89 6H91V5H89ZM98 6V5H97ZM137 6H138V9H140V8H142V10H143V12L144 13H142V17H139V18H137L138 16H139V14H138V10H137ZM140 6V7H139ZM80 7V6H79ZM81 7H83V6H81ZM86 7V6H85ZM94 7V6H93ZM119 7V6H118ZM123 7V6H122ZM74 8V7H73ZM71 9V8H70ZM76 9V8H75ZM79 9V8H78ZM92 10V9H91ZM153 10V11H152ZM155 10H156V14H155ZM86 11V10H85ZM115 11V10H114ZM113 11V12H114ZM129 11V10H128ZM127 11V12H128ZM116 12H117V10H116ZM141 12V11H140ZM152 12H154V15H152L153 13ZM50 13V12H49ZM57 13V12H56ZM100 13V12H99ZM115 13V12H114ZM120 13V12H119ZM121 13H122V10H121ZM227 13H230L231 14V16L230 17H232L233 19L232 20H230V21H223L224 19L223 18H225L226 19V17L225 16H227ZM237 13H239V14H243L242 16H244V17H239V16H241V15H237ZM44 14V13H43ZM73 14V13H72ZM84 14V13H83ZM95 14H97V13H95ZM117 14H118V12H117ZM123 14V13H122ZM128 13H125V15H127ZM141 14V13H140ZM230 14H228V15H230ZM45 15H46V13H45ZM54 15H55V13H54ZM53 15V16H54ZM64 15H65V13H64ZM69 15V14H68ZM79 15V14H78ZM94 15V14H93ZM112 15V14H111ZM116 15V14H115ZM114 15V16H115ZM135 15H138L137 17L135 16ZM161 15L162 16H165V19L163 18V17H161ZM48 16H49V14H48ZM48 16H47V18H48ZM86 16V15H85ZM97 16V15H96ZM95 16V17H96ZM104 16V15H103ZM45 17V16H44ZM50 17V16H49ZM57 17H61V15L60 16H58L57 15ZM68 17V16H67ZM76 16H74V15H72L71 16V18L70 19H72L73 21H75V24L74 25H77L76 27H67V28H69L68 29V32H72V33H74L75 32V34H76V36L75 35H73V36H75L76 38H74V42L75 43H73L72 45H60L56 50L55 49H53V51L52 52H54L53 54H52V52H48L49 51V47L50 48H54V47H51V45H50V42L51 41H53L52 39H54V38H52V36H51V41L50 42H48V39H46V38H48V37H46V38H40V37H42L41 35H43L44 36V33L43 32H41L42 30L44 31V29H42V30H40L39 32H40V34L41 33H43V34H41V35H39V38L37 39L38 41L39 40H41L40 41V43L38 42V44L39 45H41L42 46V48L43 47H45V48H40L39 46V49H42L43 51H45V53H51V55H52V58H51V60H53V61H46V59H45V61L42 59L43 57H42V54H43V56H46L43 52H39L38 50H37V48L36 47H33V45H32V47H28V48H26L25 46H24V48L23 49H21L20 51H21V53L20 54H22V55H20V57H19V60L18 61H15V62H12L7 68L6 67H4V68H6V69H4V68H1L3 71H1L0 70V76H2L3 78H4V82H3V85H1L2 84V82L0 81V86H2L1 87V89H3V86L5 85V88H9L10 87V84H11V82L13 81V80H11L10 82H9V80L7 79V81H5L6 80V77L8 76V75H10V76H13V77H10L9 76V79L11 78H13L14 79V81H13V83L11 84V85H13V87L11 88H9V90L7 89V91L5 90V91H1L0 90V107H2L3 105L5 106V104H7L6 106H10V109H12L11 111H9V106H8V111L10 112V113H8L7 112V110H5L8 114H9V116H10V118H8V119H6L5 117H8V116H5V114H4V118L6 119L5 120V126H7L6 128H8V129H10V131L13 133V136H14V134H15V136L13 137V138H17V137H21L22 138V136H23V139L25 138V136H24V134H26V132L25 131H27L28 132V137H30L29 139H31V140H33V142L31 141V140H29L30 142H31V144H28L26 141H28V139L25 141V145H27V153H29L30 152V155H33L34 154V152H36L37 154H38V152L39 151H34L35 149H38L39 148V146H37L38 144H36V139H37V137H36V139L34 140V132H35V129L34 128H36V127H32V122L33 123H35V121H37L38 123H41L42 125H44V128L43 129H45V127L47 128V129H45V130H48L49 131V133L51 134V131H52V133H53V130L55 131V135H57V137L59 136V133H60V130L59 129H55V126L57 127V128H59V127H63L62 125L64 124V123H62V121H65L66 120V118L67 117H70V114L72 113H79L80 111L81 112H83L82 110H80V109H78L77 107H75V105L77 104L76 102L78 101L77 100V98L75 99L76 100V102L75 101H73V99H71V101H73V102H71L70 101V97L68 98V102H66V103H68L69 104V102H71V104L69 105V106H67V108H65L66 106H60V107H64L63 109L61 108V110L60 109H58V107L57 108H55V106L57 105V104H59V97L56 99L57 100V102H55L54 100H53V98H52V95L51 94H49V95H47L46 93L44 94V92L43 91H45L46 89H47V87H49V89H50V91L52 92H54V90L56 91L57 89V87L55 86V85H52L51 84V82H52V80L53 79H55V77H58L59 79H61V80H63L65 77H66V75H67V72L66 71H69V69L74 65L73 63L74 62H79V61H75V60H77V58H85V60L87 59V61H89V62H91L92 64H93V62H92V59H94V61L95 60H97L98 62H99V60L101 59V57H99V55L97 54V51L99 52L100 51V49L102 50L104 47H102L101 48V46L99 45V47L97 46V45H95L94 43H92V45H88V44H86V46L87 47H85V48H87V49H85L86 51L84 52L83 50H82V46L83 45H81V42H83V40L86 38V36H88V35H86V31L85 30H87V28L86 29H84L86 26H84V28L83 27H78V26H80V25H82L81 23H85V22H81L80 23V21L81 20H76V18H75ZM88 18H89V15L87 16ZM94 17V16H93ZM117 17V16H116ZM120 17V16H119ZM118 17V18H119ZM47 18H43L42 17V20L43 19H45V20H47ZM51 18H53V17H51ZM58 18V19H59ZM63 18V17H62ZM80 18V17H79ZM86 18V17H85ZM97 18V17H96ZM163 19V20H165V23L163 22V20H161L163 23H164V25H162L161 24V21H159L160 19ZM66 19H68V18H66ZM91 19V18H90ZM98 19V18H97ZM96 19V20H97ZM104 19V18H103ZM109 20H112V19H110V18H108ZM45 20H44V22H45ZM49 21H47L46 23H48V24H43L42 22V24L40 23V21H39V19H38V21H36L37 22V24H38V22L40 23V27H42L43 25H47V27H51L52 29H56V25L58 24H53V23H51V21H50V19H48ZM64 20H65V18H64ZM94 20V19H93ZM120 20V19H119ZM54 21V20H53ZM57 21V20H56ZM70 21V20H69ZM68 21V22H69ZM104 21H106V20H104ZM108 21V20H107ZM121 21V22H122ZM61 22V21H60ZM65 23V24H69V23ZM93 22V21H92ZM110 22V21H109ZM112 23L114 22L113 20L111 21ZM111 22L109 23V24H111ZM120 22V21H119ZM70 23H71V21H70ZM74 23V22H73ZM72 23V24H73ZM97 23H99V22H97ZM96 23V24H97ZM116 23V22H115ZM238 23H241V25H239ZM62 25H60V26H63V22L61 23ZM93 24H95V22L93 23ZM100 24V23H99ZM102 24H104V22L102 23ZM107 24V23H106ZM109 24H107V25H109ZM118 24V23H117ZM32 25H34V24H32ZM59 25V24H58ZM120 25V24H119ZM136 25H138V24H136ZM3 26V25H2ZM60 26H58V27H60ZM68 26V25H67ZM70 26H71V24H70ZM88 26V25H87ZM99 26V25H98ZM104 26V25H103ZM115 26H116V24H115ZM1 27V26H0ZM3 27H5V25L3 26ZM2 27V28H3ZM38 26H36V28H37ZM45 27V26H44ZM58 27H57V29L56 30H58ZM65 27V26H64ZM78 27V28H77ZM90 27H92V29H93V26H90ZM90 27H88V28H90ZM100 27V26H99ZM39 28V27H38ZM51 28H49V32L52 30ZM108 28V27H107ZM114 28V27H113ZM117 28V27H116ZM127 28V29H128ZM247 29L248 31L249 30H251V32L252 33H246L244 30L245 29ZM5 29H6V27H5ZM4 29V30H5ZM32 29H34V28H32ZM48 28H46V30H47ZM51 29V30H50ZM102 29V28H101ZM133 29H134V27H133ZM0 30H3V29H0ZM62 30V29H61ZM128 30H130V29H128ZM132 30V29H131ZM140 30V31H141ZM240 30V32H243V33H246L245 35L246 36H244V35H242V33H240V35L237 33V31H239ZM35 31V30H34ZM53 31V30H52ZM60 31V30H59ZM102 31V30H101ZM100 31V32H101ZM108 31H109V29H108ZM112 31V30H111ZM36 32H37V30H36ZM35 32V34H37ZM54 32H56L55 30H54ZM53 32V33H54ZM66 32V31H65ZM141 32V33H142ZM106 33V32H105ZM108 33V32H107ZM112 33V32H111ZM114 33H118V32H114L113 31V33L112 34H114ZM133 33V31L131 32V34ZM55 34V33H54ZM87 34H89L88 32H87ZM91 34V33H90ZM101 34V33H100ZM110 34V33H109ZM255 34V33H254ZM34 35V34H33ZM53 35V34H52ZM62 35H64L63 34V32H57V34H56V36H55V39H54V41L57 39L56 37H62ZM86 35V36H85ZM96 35V34H95ZM107 35V34H106ZM137 35H136V37H137ZM37 36V35H36ZM49 36V35H48ZM67 36V35H66ZM90 36V35H89ZM88 36V37H89ZM100 37L102 36V35H99ZM105 36V35H104ZM109 36V35H108ZM259 36V35H258ZM257 36V37H258ZM20 37V36H19ZM23 37V36H22ZM28 37H32V36H28ZM38 37V36H37ZM37 37H35V38H37ZM65 37V36H64ZM71 37V36H70ZM87 37V38H88ZM97 37V36H96ZM107 37V36H106ZM208 37H210V38H212V40H210L209 41V43H203L204 41H203V39H205V38H208ZM260 37H264V35L263 36H260ZM169 38V39H168ZM31 39V38H30ZM98 39H99V37H98ZM98 39L96 40V39H94V40H96L97 42H98ZM101 39V38H100ZM122 39V40H121ZM199 39V40H198ZM22 40V39H21ZM29 40V39H28ZM58 40V39H57ZM61 40V39H60ZM65 40V39H64ZM67 41H68V39H66ZM69 40H71V39H69ZM92 40H93V38H92ZM102 40V39H101ZM104 40V39H103ZM107 40V39H106ZM105 40V41H106ZM141 40H142V42H141ZM183 40V41H182ZM196 40H198L199 42H196ZM256 40H258V39H256ZM27 41V40H26ZM25 41V42H26ZM33 41H34V38H33ZM192 41H194V43L192 44ZM202 41V42H201ZM27 42H29V41H27ZM35 42V41H34ZM57 42V41H56ZM95 42V41H94ZM104 42V41H103ZM116 42H118V44H116L115 45V43ZM197 44H196V43ZM206 42V41H205ZM22 43V42H21ZM29 43H31V42H29ZM43 45H42V44ZM52 43V42H51ZM85 43V41L83 42V44ZM87 43H89V41L87 42ZM99 43H100V41H99ZM71 44V43H70ZM101 44V43H100ZM111 44V45H112ZM145 44V43H144ZM190 44V46L192 45V48H190V46H188ZM204 44V45H203ZM207 44V46H205ZM20 45V44H19ZM29 45H31V44H29ZM55 45V44H54ZM53 45V46H54ZM102 45V44H101ZM104 45H106V44H104ZM257 45V44H256ZM18 46V45H17ZM58 46V45H57ZM85 46V45H84ZM108 47L110 46V43H109V45H107ZM200 46V45H199ZM216 46V47H215ZM23 47V46H22ZM97 47H98V50H97ZM148 47V46H147ZM197 47H195V48H197ZM205 47H208V49L206 48L205 49ZM215 47V48H214ZM253 47V49H251ZM257 47V46H256ZM19 48V47H18ZM113 48V49H114ZM150 48V47H149ZM189 48L190 49H192V51H191V53H190V50H189ZM203 48H204V50H203ZM46 49V50H45ZM106 49H108V48H106ZM116 49H114V50H116ZM160 49V48H159ZM251 49V50H250ZM256 49V48H255ZM260 49V48H259ZM22 50H24L23 52H22ZM55 50V51H54ZM97 50V51H96ZM114 50H113V52H114ZM122 50V51H123ZM146 50V49H145ZM154 50H156V49H154ZM161 50V49H160ZM256 50H258V49H256ZM255 50V52H256V54H258L259 53V51L257 52ZM17 51V53L19 52L18 50H15V52ZM50 51H51V49H50ZM102 51H104V50H102ZM108 51H110V50H108ZM121 51V50H120ZM121 51V52H122ZM158 51V50H157ZM262 51V50H261ZM105 52V51H104ZM111 53L113 56L112 57H114L115 55V53L117 52H115V53ZM146 52V51H145ZM149 53H150V51H148ZM163 52V51H162ZM167 52V53H166ZM193 52H194V54H193ZM199 52V54H200V51H198ZM197 52V53H198ZM101 53V52H100ZM103 53V52H102ZM124 53H126L125 51H124ZM147 53V52H146ZM197 53H196V55H197ZM209 53V54H210ZM16 54V53H15ZM41 54V55H40ZM55 54V55H54ZM97 54V56L95 57L94 55H96ZM148 54V53H147ZM209 54H208V56H209ZM255 54V55H256ZM14 55V54H13ZM17 55V54H16ZM18 55V56H19ZM50 55V54H49ZM101 55H103V54H101ZM106 55V54H105ZM104 55V56H105ZM117 55V54H116ZM119 56H120V54H118ZM125 55V54H124ZM132 55V54H131ZM144 55L146 56V54L144 53ZM203 55H205V54H203ZM261 55V54H260ZM82 56V57H81ZM127 56V55H126ZM139 56V55H138ZM143 56V55H142ZM149 56V55H148ZM157 56V55H156ZM159 56V55H158ZM199 56V55H198ZM208 56H206V58H208ZM211 56V55H210ZM107 57V56H106ZM116 57H118V56H116ZM135 57V56H134ZM133 57V58H134ZM200 57V56H199ZM7 58V57H6ZM10 58V57H9ZM76 58V59H75ZM79 58V59H80ZM96 58V59H95ZM100 58V59H99ZM105 58V57H104ZM115 58V57H114ZM123 58V57H122ZM125 58V57H124ZM128 58V57H127ZM130 58V60H129V62L132 60V62H133V60L134 61H136V59H131L132 57H129ZM146 59H147V57H145ZM151 58V57H150ZM155 58V57H154ZM205 58V59H206ZM263 58H264V56H263ZM15 59V58H14ZM75 59V60H74ZM102 59H103V57H102ZM106 59V58H105ZM111 59H113V58H111ZM121 59V58H120ZM140 59V58H139ZM155 59H157V61H159L160 62V60H158V58H155ZM204 59V60H205ZM209 59V58H208ZM7 60V59H6ZM48 60V59H47ZM117 60V59H116ZM127 60V59H126ZM125 60V61H126ZM143 60H145L144 59V57H143V59H142V65L143 64H145L146 63V61H145V63L143 62ZM199 60V61H198ZM84 60H82V62H83ZM86 61V62H87ZM113 61V60H112ZM123 60H121V62H122ZM128 61V60H127ZM138 61V60H137ZM153 61V60H152ZM156 61V60H155ZM162 61V60H161ZM249 61L251 62H253V63H249ZM85 62V61H84ZM102 62V65H103V61H101ZM101 62H99L100 64H101ZM106 63H108L109 64V62H107V61H105ZM111 62V61H110ZM140 62H141V60H140ZM140 62H139V64H140ZM158 62V63H159ZM261 62V68H263V71L262 70H260V72L262 71V73H264V59H263V61H260ZM4 63V62H3ZM6 63V62H5ZM9 63H10V61H9ZM68 63H71V64H73L72 66L71 65H69ZM75 63V64H76ZM80 63H81V60H80ZM79 63V64H80ZM97 62L95 61L94 62V64H96ZM127 63V62H126ZM149 63V62H148ZM154 62H152V64H153ZM201 63H204V61H202ZM200 63V64H201ZM259 63V62H258ZM7 64H8V62H7ZM82 64H84V63H82ZM114 64V63H113ZM71 66V67H69V66ZM78 65V64H77ZM88 65V64H87ZM87 65L86 66H84V68L86 67V68H88L87 67ZM104 65H105V63H104ZM103 65V66H104ZM117 64H115V66H116ZM122 65H126V64H124V62H123V64ZM132 65H133V63H132ZM130 66V70L132 71V73H133V71L135 72V73H137L138 71H135V70H133V69H136L137 70V68L139 67V66H137L136 64V68L134 67L133 68V66ZM142 65H140V66H142ZM146 65V64H145ZM144 65V66H145ZM148 65V64H147ZM150 65V64H149ZM156 65V64H155ZM154 65V66H155ZM161 65V64H160ZM160 65H158V67L157 68H159L160 67ZM247 65V66H248ZM251 65V66H252ZM0 66H1V64H0ZM5 66H7V65H5ZM82 66V65H81ZM108 66V65H107ZM126 66H128V64L126 65ZM126 66H123V68L124 69H126V71H128L127 72V74L130 72L129 71V68L128 67H126ZM162 66V65H161ZM209 66H211V65H209ZM212 66H213V64H212ZM244 66V68H242ZM255 66V65H254ZM257 66H258V64H257ZM260 66V65H259ZM1 67H3V66H1ZM74 68L73 69H75V65L73 66ZM78 67H80V66H78ZM83 67V66H82ZM90 67V66H89ZM98 67H100V66H98ZM111 67V66H110ZM114 67V66H113ZM113 67H112V69H113ZM126 67V68H125ZM200 67V66H199ZM246 67V68H245ZM256 67V66H255ZM254 67V68H255ZM83 68V69H84ZM90 68H92V66L90 67ZM117 68H119V67H117ZM120 68H122V67H120ZM119 68V69H120ZM122 68V69H123ZM133 68V69H132ZM140 68V67H139ZM139 68H138V70H139ZM144 68H146V67H144ZM150 68H153V66L152 67H150ZM149 68V69H150ZM156 68V69H157ZM161 68V67H160ZM163 68V67H162ZM202 68V67H201ZM254 68H251V69H254ZM72 68L70 69L71 71L73 70ZM76 69H78L77 67H76ZM79 69H81L80 71L83 73V72H85V71H82V68H79ZM78 69V70H79ZM93 69H95V67L93 68ZM107 69V68H106ZM110 69V68H109ZM121 69V70H122ZM148 69V70H149ZM155 69V70H156ZM166 69V68H165ZM164 69V70H165ZM174 69V68H173ZM200 69V68H199ZM257 69H260V68H257ZM86 70V69H85ZM98 70V69H97ZM105 70V69H104ZM140 70H142L143 71V69L142 68H140ZM139 70V71H140ZM147 70V71H148ZM152 70V69H151ZM154 70V71H155ZM162 70V69H161ZM160 69L158 70V73H159V71H161ZM255 70V69H254ZM74 71V70H73ZM72 71V72H73ZM92 71H95V70H92L91 69V72ZM108 71V70H107ZM114 71V70H113ZM125 71V70H124ZM125 71V72H126ZM142 71L141 72H138V74L140 73H142ZM172 71H168V73H171ZM203 72H205L204 70H202ZM202 71L200 72V73H202ZM257 71H259V70H257ZM71 72V73H72ZM90 72V71H89ZM102 72V71H101ZM109 72V71H108ZM116 71H114V72H111V74H114ZM124 72V73H125ZM143 72H145V70L143 71ZM165 72V71H164ZM172 72V73H173ZM69 73V72H68ZM71 73H69V74H71ZM92 73H94V72H92ZM107 73V72H106ZM132 73H130L132 76L130 77V78H132L133 77V75H135L134 73L132 74ZM156 73V72H155ZM154 73V75H157L158 76V74L156 73L155 74ZM162 73H163V71H162ZM171 73V74H172ZM205 73H207V72H205ZM204 73V74H205ZM248 73V72H247ZM259 73V72H258ZM260 74L261 76H263V74ZM8 74V75H7ZM85 74V73H84ZM88 74V73H87ZM109 74V73H108ZM120 74V73H119ZM126 74V75H127ZM139 74V75H140ZM204 74H201V76H203L204 77ZM207 74H209V72L207 73ZM75 75V74H74ZM73 75V76H74ZM79 75V74H78ZM82 75V74H81ZM91 75V74H90ZM90 75H89V77H90ZM94 75H97V74H93L92 76H94ZM129 75V74H128ZM137 75V74H136ZM143 75V74H142ZM153 75V76H154ZM160 75V74H159ZM170 74H168V75H166V76H168V77H171V75L169 76ZM206 75V74H205ZM244 75H246L245 73H244ZM67 76H69V75H67ZM72 76V75H71ZM112 76V75H111ZM110 76V77H111ZM116 76V75H115ZM156 76V77H157ZM162 76V75H161ZM165 76V77H166ZM173 76V75H172ZM199 76V75H198ZM208 76V75H207ZM206 76V77H207ZM211 76V77H212ZM80 77V76H79ZM88 77V76H87ZM102 77V76H101ZM101 77H99V78H101ZM103 77H104V75H103ZM114 77V76H113ZM135 77V76H134ZM140 77V76H139ZM139 77H135V78H139ZM152 77V76H151ZM155 77V76H154ZM154 77H152V78H154ZM160 77V76H159ZM168 77H166V78H168ZM210 77V80H212V78ZM3 78H1L0 77V80H2ZM8 78V77H7ZM115 78V77H114ZM134 78V79H135ZM150 78V77H149ZM163 78H164V76H163ZM200 78V77H199ZM199 78H198V80H199ZM244 78H245V76H244ZM261 79H262V77H260ZM263 78H264V76H263ZM58 79V80H59ZM66 79V78H65ZM75 78H73L72 80L73 81H75L74 80ZM91 79V78H90ZM104 79V78H103ZM133 79V78H132ZM203 79H205V77L203 78ZM203 79H201V80H203ZM94 80V79H93ZM108 79H106V81H107ZM115 80V79H114ZM113 80V81H114ZM117 80V79H116ZM159 80H160V78H159ZM197 80V81H198ZM210 80L208 81V82H210ZM212 80V81H213ZM262 80H264V79H262ZM60 81V80H59ZM65 81V80H64ZM67 81V80H66ZM91 81V80H90ZM99 81V80H98ZM100 81H102V80H100ZM133 81V80H132ZM136 81V80H135ZM154 81V80H153ZM153 81H151V83L153 82ZM157 81V80H156ZM155 81V82H156ZM161 81V80H160ZM206 81V80H205ZM206 81V82H207ZM5 82H8V83H10V84H8L9 85V87H6V86H8V85H6V84H4ZM61 82V81H60ZM80 82V81H79ZM92 82V81H91ZM94 82H97V81H94ZM104 82V81H103ZM110 82V81H109ZM115 82H117V81H115ZM206 82H204V80L202 81V85L203 84H206ZM207 82V83H208ZM231 82H230V84H231ZM68 83H69V81H68ZM87 83V82H86ZM105 83V82H104ZM103 83V84H104ZM107 83V86L108 85H110V84H108V82H106ZM150 83V84H151ZM198 83H199V81H198ZM210 83H212V82H210ZM226 83V82H225ZM229 83V82H228ZM233 83H232V85H233ZM15 84V85H14ZM70 84V83H69ZM76 84H78V83H76ZM84 84H85V82H84ZM90 84V83H89ZM117 83H115V85H116ZM154 85H155V83H153ZM156 84H158V83H156ZM57 85V84H56ZM63 85V84H62ZM72 85V84H71ZM86 85V84H85ZM102 85V84H101ZM105 85V84H104ZM103 85V86H104ZM114 85V84H113ZM114 85V86H115ZM146 85H148V82L146 81ZM145 85V86H146ZM163 85V84H162ZM177 85V86H178ZM199 85V84H198ZM202 85H200L199 87H202ZM208 85L209 84H207V85H204L202 88H204V89H201V88H198V89H201V90H205L207 93H208V91L207 90H209V89H207L208 88ZM243 85V86H244ZM249 85V84H248ZM261 85V84H260ZM264 85V84H263ZM69 86V85H68ZM74 86V85H73ZM84 86V85H83ZM88 86V85H87ZM99 86V85H98ZM113 86V87H114ZM150 86V85H149ZM149 86H146V87H144V86H142L141 88L143 89H141V93L143 94V92H145L143 95L144 96H146V98H149V97H151L150 96V94H152V92H151V88L149 87ZM156 86V85H155ZM210 86H212V84H210ZM209 86V87H210ZM225 86V85H224ZM234 86H236V85H234ZM251 86V85H250ZM60 87V86H59ZM63 87V86H62ZM61 87V88H62ZM72 87V86H71ZM77 87V86H76ZM102 87V86H101ZM105 87V86H104ZM108 87H110V86H108ZM107 87V88H108ZM205 87H207V88H205ZM216 87H215V89L214 90H216ZM233 87V86H232ZM240 87V86H239ZM248 87V86H247ZM263 88H264V86H262ZM61 88H60V90H59V88H58V91L57 92H59V91H61ZM75 88V87H74ZM79 88H80V86H79ZM90 88V87H89ZM139 88V87H138ZM158 88H160V84H159V87ZM166 88V87H165ZM171 88V89H170ZM229 88V87H228ZM243 88H245V87H243ZM254 89L255 88H257L256 86L255 87H253ZM53 89V90H52ZM66 89V88H65ZM77 89V88H76ZM106 89V88H105ZM111 88H109V90H110ZM112 89H114V88H112ZM161 89V88H160ZM159 89V90H160ZM163 89V88H162ZM167 89V88H166ZM218 89V88H217ZM224 89V88H223ZM231 89V88H230ZM260 89H261V87L259 88V90L258 91H260ZM73 90V89H72ZM78 90V89H77ZM82 90H84V88L82 87ZM81 90V91H82ZM86 90V89H85ZM99 90V89H98ZM97 90V91H98ZM138 90V89H137ZM136 90V91H137ZM165 90V89H164ZM228 90V89H227ZM233 90V89H232ZM232 90H231V92H230V94L232 93ZM234 90H237L236 88L234 89ZM242 90V89H241ZM249 90H251V89H249ZM263 91H261V93H263L264 94V89H262ZM49 91V92H50ZM63 91V90H62ZM62 91H61V93H62ZM80 91V90H79ZM78 91V92H79ZM101 91V90H100ZM166 91V90H165ZM171 91V92H172ZM202 91V92H203ZM210 91H212L213 93H211V92H209L210 94H215V92L216 91H213V90H211L210 89ZM238 91H240V88H239V90ZM252 91V90H251ZM256 91V90H255ZM47 92V91H46ZM48 92V93H49ZM104 92V91H103ZM107 92H108V89H107ZM106 92V93H107ZM112 92V91H111ZM201 92V91H200ZM223 92H226V91H223ZM236 93H237V91H235ZM60 93V92H59ZM60 93V94H61ZM88 93V92H87ZM89 93H90V91H89ZM99 93V92H98ZM101 93V92H100ZM113 93V92H112ZM234 93V92H233ZM239 93V92H238ZM238 93H237V95H238ZM259 94H260V92H258ZM71 94V93H70ZM137 94H139L138 92H137ZM160 94V93H159ZM209 94V95H210ZM220 94V96H221V98H222V95L221 94H225V93H219ZM226 94L228 95L229 93H227L226 92ZM241 95H242V93H240ZM240 94H239V96H240ZM51 95V96H50ZM59 94H57L56 96H58ZM63 95H65L64 93H63ZM90 95V94H89ZM100 95H103V93L102 94H100ZM105 95V94H104ZM108 95H109V93H108ZM112 95V94H111ZM111 95H109L110 97H111ZM143 95H140V96H142V98L144 97ZM218 95V91H217V94H216V96ZM234 95H235V93H234ZM243 95H245V94H243ZM261 95V94H260ZM50 96V97H49ZM117 96V95H116ZM139 96V95H138ZM149 96V97H148ZM152 96H153V94H152ZM155 96V95H154ZM153 96V97H154ZM213 96V95H212ZM211 96V97H212ZM53 97H54V94H53ZM73 97H74V95H73ZM72 97V98H73ZM76 97V96H75ZM78 97V99H81V98H83L82 96H81V98H80V96H77ZM90 97V96H89ZM153 97H151V99H150V101L152 100V102H154L155 101V99H153ZM214 97V96H213ZM218 97H219V95H218ZM223 97H225V96H223ZM231 97V96H230ZM230 97H228V98H230ZM238 97V96H237ZM236 97V98H237ZM86 98V97H85ZM84 98V99H85ZM99 98H101V97H99ZM105 98V97H104ZM108 98V100L110 99L109 97H107ZM141 98V97H140ZM142 98H141V100H142ZM155 98H157L156 96H155ZM196 98H198L197 99V101L199 102V103H207V105H205V106H202V105H192V103L194 102L195 103V101H193L194 99H196ZM221 98H219L220 100H221ZM239 98H241V97H239ZM239 98H238V100H239ZM251 98V97H250ZM52 99V100H51ZM63 99V98H62ZM61 99V100H62ZM84 99H83V101H82V105L80 104V102H79V104H80V106H83L84 105ZM94 99H96L97 100V98L96 97H93V100ZM106 99V98H105ZM177 99H180V100H177ZM225 99H226V97H225ZM224 99V101H226ZM235 99V98H234ZM87 100H89V102H90V100H92L91 98H89L88 99V97H87ZM93 100H92V102H93ZM111 100V99H110ZM113 100V99H112ZM114 100H117V97H114ZM140 100V99H139ZM140 100V101H141ZM154 100V101H153ZM212 100V99H211ZM215 100V99H214ZM212 101V103L214 102H217V101ZM64 101H67V99H66V97H65V100L63 99V102ZM95 101V100H94ZM100 101V100H99ZM119 101V100H118ZM117 101V102H118ZM140 101H138V103L140 104H137V105H135L136 107L138 106V109H134V111H132V113L133 112H135V111H137L136 113L138 114V113H140L141 112V114L145 117V120H147V119H149V121H150V115H151V113H150V115H149V118H148V111L147 110H149V108L151 109L153 106L151 105L152 104V102H150V103H145V102H143V100L140 102ZM149 101V100H148ZM175 101V102H176ZM192 101V102H191ZM197 101H196V104H198L197 103ZM204 101V102H203ZM232 101V100H231ZM41 102V103H40ZM88 102V103H89ZM92 102H90V104L92 103ZM120 102H122V100L120 101ZM155 102H157V101H155ZM176 102V103H177ZM208 102H209V100H208ZM218 102L216 103V105L218 104ZM39 103V104H38ZM57 103V104H56ZM60 103H62V101L60 102ZM76 103V104H75ZM86 103V102H85ZM94 103V102H93ZM100 103V102H99ZM114 103V102H113ZM141 103H143V105L145 104V105H150V107L148 108L147 107V109L145 108L146 106L144 105V107L142 106L141 107ZM175 103V104H176ZM226 103H227V101H226ZM43 106H42V105ZM87 104V103H86ZM95 104V103H94ZM121 104V103H120ZM155 104V103H154ZM160 104V103H159ZM36 105H41L42 106V109L40 108V107H37ZM65 105V104H64ZM67 105V104H66ZM115 105V104H114ZM118 106H119V104H117ZM123 105V107H124V105L125 104H121V106ZM209 105H211V103H209ZM220 105V106H221ZM46 107L45 109L43 108V107ZM59 106V105H58ZM76 106H78V104L76 105ZM80 106H79V108H80ZM88 106V105H87ZM111 106V105H110ZM116 106V105H115ZM134 106V107H135ZM139 106H140V108H139ZM152 106V107H151ZM173 106H174V104H173ZM207 106V107H206ZM59 107V108H60ZM122 107V108H123ZM133 107V108H134ZM154 107H156V104L154 105ZM153 107V108H154ZM160 107H161V105H160ZM163 107V106H162ZM185 107H187V106H185ZM88 108V107H87ZM121 108V109H122ZM152 108V109H153ZM233 108V107H232ZM231 108V109H232ZM85 109V108H84ZM120 109V110H121ZM140 109V112L138 111ZM158 109V108H157ZM219 109V110H218ZM233 109H235V108H233ZM233 109L231 110V112L233 113ZM247 109V108H246ZM161 110V109H160ZM159 110V111H160ZM169 110V111H168ZM221 110V111H220ZM239 110H240V108H239ZM242 110V112H243V109H241ZM241 110H240V112H241ZM245 110V109H244ZM149 111H152V110H149ZM171 110L170 109H168V108H166V112L168 113V112H170ZM235 111V110H234ZM238 111V110H237ZM6 112H4V113H6ZM18 112H21V115H22V119H24L23 121H21L19 118H16V120H19V121H16L15 120V118H14V120H13V116L14 115H16V116H18L19 117V115H18ZM69 112H71L70 114H69ZM165 112V113H166ZM239 112V111H238ZM238 112H236V114H237V116L239 115L238 114ZM246 112H248V111H246ZM245 112V113H246ZM67 113L69 114L68 116H67ZM84 114H85V112H83ZM153 113L155 114V112H154V109H153ZM166 113V115H167V117H169L168 116V114ZM244 113V114H245ZM12 114H14V115H12ZM75 114V115H76ZM87 114V113H86ZM141 114H139L140 115V120H142L143 118H142V116H141ZM157 114V113H156ZM226 114H228V116H226ZM235 114V115H236ZM247 114V113H246ZM245 114V115H246ZM249 114H251L250 112H249ZM254 114H255V112H254ZM257 114V117H258V113H256ZM7 115V114H6ZM75 115H73V116H75ZM78 115V114H77ZM79 115H80V113H79ZM112 115V114H111ZM114 115V114H113ZM120 115V114H119ZM121 115H122V113H121ZM136 115V114H135ZM138 115V116H139ZM147 116V118H146V116ZM163 115H165V114H163ZM175 115H176V117H175ZM209 115V114H208ZM211 115V116H212ZM234 114H232V116L229 118V121L231 122V120L230 119H232V117L233 116H235ZM241 115V114H240ZM239 115V116H240ZM16 116H14V117H16ZM80 116H82V115H80ZM115 116V115H114ZM156 116V115H155ZM179 116V118L178 119H180L181 117ZM213 116H212V118H213ZM216 116V115H215ZM214 116V117H215ZM237 116H236V118H237ZM252 116H254V115H252L251 114V116H250V118L252 117ZM84 117V116H83ZM112 117V116H111ZM121 117V116H120ZM162 117V116H161ZM166 117V118H167ZM216 117H218V116H216ZM222 117V118H223ZM245 117V116H244ZM82 118V117H81ZM108 118H110V117H108ZM114 118V117H113ZM116 119L117 118H119V117H115ZM152 118L154 119V116H153V114H152V117H151V121H152ZM221 118V117H220ZM239 118V117H238ZM237 118V121H239L240 122V120ZM30 119H32L31 120V123L29 124V122H30ZM121 119V118H120ZM137 119V118H136ZM162 118H160L159 120H161ZM168 119H170V118H167V121H169ZM172 119V118H171ZM182 119V118H181ZM218 119H219V117H218ZM226 119H228V118H226ZM246 119H247V117H246ZM83 120H87V118H84ZM82 120V121H83ZM144 120V119H143ZM142 120V121H143ZM156 120V119H155ZM165 120V119H164ZM174 120L172 121V123L171 124H174L173 122H174ZM203 120H204V122L205 121H208L207 122V124L205 125L204 123H203ZM212 120V119H211ZM216 120V119H215ZM213 121L212 120V122H210V123H212L213 125H214V123L215 122H217V121ZM221 120V119H220ZM225 120V119H224ZM233 120L236 122V119H234V117H233ZM256 120V119H255ZM260 120V119H259ZM0 121H1V117H0ZM29 121V122H28ZM88 121H90V120H88ZM122 121H126V120H122ZM162 121H163V119H162ZM166 121V120H165ZM219 121V120H218ZM222 121V120H221ZM227 122V120H225L223 123H220V124H224V123H230V122ZM242 121H243V119H242ZM241 121V122H242ZM251 121V120H250ZM127 122V121H126ZM220 122V121H219ZM235 122H233V123H235ZM249 122V121H248ZM262 122V121H261ZM38 123H36V125L38 126L39 124ZM170 123H167L168 125L167 126H169V124ZM218 123V122H217ZM255 123V122H254ZM3 124V125H4ZM55 126H54V125ZM68 125H69V123H67ZM71 124V123H70ZM74 124V123H73ZM76 124V123H75ZM87 124H89L88 122H87ZM91 124V123H90ZM211 124V125H212ZM249 124V123H248ZM251 124V123H250ZM31 125V126H30ZM166 125V124H165ZM210 125V124H209ZM210 125V126H211ZM216 125V124H215ZM230 125H231V123H230ZM234 125V124H233ZM233 125H231V126H233ZM244 125V124H243ZM252 125V124H251ZM34 126V125H33ZM41 126V125H40ZM65 126V125H64ZM73 126V128H75L74 127V125H72ZM79 126V125H78ZM82 126H83V124H82ZM86 126V125H85ZM88 126V125H87ZM217 126V125H216ZM219 126V125H218ZM217 126V127H218ZM237 126V125H236ZM236 126L235 127H233V128H235L236 129ZM244 126H247V125H244ZM250 126V125H249ZM252 126H254V124L252 125ZM257 126V125H256ZM263 126V125H262ZM0 127H1V125H0ZM70 127H71V125H70ZM69 126H68V128H70ZM88 127H90V125L88 126ZM87 127V128H88ZM165 127V126H164ZM228 127V126H227ZM242 127V126H241ZM65 128V127H64ZM64 128H62V130H64ZM76 128H78V127H76ZM76 128L74 129V130H72V131H75L76 130ZM80 128V127H79ZM166 128V127H165ZM232 128V127H231ZM232 128V129H233ZM248 128V127H247ZM250 128V127H249ZM254 128H255V126H254ZM261 128H263V127H261ZM260 128V129H261ZM5 129V128H4ZM65 129H67V127L65 128ZM81 129V128H80ZM83 129V128H82ZM88 129H91V128H88ZM93 129V128H92ZM146 129V128H145ZM144 128H140V129H138V131H136L135 130V132H133V133H136V132H138V133H136V134H138V136H142L143 137V139H144V141H146V139L144 138V137H149V135H148V132L149 131H147V130H145ZM215 129V128H214ZM220 129V128H219ZM239 129H241V128H239ZM259 129V131H261ZM51 130V131H50ZM209 130V131H208ZM226 130H228V129H226ZM243 130V129H242ZM250 130V129H249ZM256 130V129H255ZM257 130H258V127H257ZM264 130V129H263ZM5 131V130H4ZM36 131H37V128H36ZM41 131V130H40ZM42 131H44V130H42ZM41 131V132H42ZM89 131V130H88ZM153 131V130H152ZM216 133H218L219 134V132L220 131H222V129L221 130H214ZM237 131V130H236ZM235 131V132H236ZM247 131H248V129H247ZM57 132H59V133H57ZM63 132V131H62ZM62 132L60 133V134H62ZM65 132H67V133H65L67 136H66V138L68 139V137H70V136H68L69 134H70V132L71 131H69V134H68V131L66 130ZM77 132L78 133H82V132H79V130L77 129ZM150 132H151V130H150ZM149 132V133H150ZM164 132V131H163ZM172 132H174V133H172ZM212 132V131H211ZM234 132V133H235ZM245 132V131H244ZM252 132V131H251ZM1 133V132H0ZM8 133V132H7ZM10 133V132H9ZM64 133V132H63ZM72 133V132H71ZM75 133H76V131H75ZM99 133V132H98ZM97 133V134H98ZM238 133V132H237ZM253 133V132H252ZM260 133V132H259ZM43 134H44V132H43ZM47 134H48V132H47ZM47 134L45 135V136H47ZM64 134V135H65ZM88 134V133H87ZM95 134V133H94ZM96 134V135H97ZM100 134V133H99ZM102 134V133H101ZM151 134H153V135H156V136H154V137H156L155 138V141L157 142V143H159L160 142V140H162L161 139V134L163 135V133H158V134H155V131H154V133H150V136H151ZM217 134V135H218ZM227 134V133H226ZM249 134H250V132H249ZM249 134H247V135H249ZM262 134V133H261ZM1 135H2V133H1ZM11 135V134H10ZM53 135V134H52ZM71 135V134H70ZM74 135V134H73ZM78 135H81V134H78ZM77 135V136H78ZM103 135V134H102ZM165 135V134H164ZM163 135V136H164ZM209 135V134H208ZM211 135H214V134H210L209 136L211 137ZM216 135V136H217ZM220 135H222V133L220 134ZM219 135V136H220ZM233 135V134H232ZM243 135V134H242ZM247 135L245 136L246 137V139H247ZM252 134H250V137L251 138H253V136H251ZM254 135H255V133H254ZM264 135V134H263ZM4 136V135H3ZM9 136V135H8ZM44 135H42V137H43ZM63 136V135H62ZM76 136V135H75ZM85 136V135H84ZM93 136H95V135H93ZM106 136V135H105ZM104 136V137H105ZM162 136V137H163ZM229 136V135H228ZM227 136V137H228ZM234 136V135H233ZM244 136V135H243ZM259 136H260V134H259ZM26 137H27V134H26ZM50 137H51V135H50ZM53 137V136H52ZM61 136H59V138H60ZM82 137V136H81ZM80 137V138H81ZM90 137H91V135H90ZM102 137V136H101ZM210 137H208V138H210ZM213 138L215 137V136H212ZM218 137V136H217ZM222 137V136H221ZM220 137V138H221ZM224 137V136H223ZM255 137H256V135H255ZM261 137H263V136H261ZM260 137V138H261ZM1 138V137H0ZM9 138V137H8ZM38 138H40V137H38ZM94 138H100L99 137V135L97 136V137H94ZM150 138V137H149ZM151 138H153V137H151ZM150 138V139H151ZM220 138H217V139H220ZM240 138V137H239ZM259 138V137H258ZM259 138V139H260ZM19 139V138H18ZM17 139V140H18ZM22 139V140H23ZM49 139V138H48ZM55 139V138H54ZM53 139V140H54ZM64 139H65V137H64ZM71 139V138H70ZM69 139V140H70ZM83 139H85V138H83ZM88 139V138H87ZM93 138H91V139H89V140H92ZM105 139V138H104ZM108 139V138H107ZM216 139V140H217ZM224 140L226 139V138H223ZM235 139V138H234ZM238 139V138H237ZM14 140V139H13ZM38 140V139H37ZM40 140V139H39ZM44 140V139H43ZM46 141H47V139H45ZM52 140V139H51ZM66 140V139H65ZM73 140H75V137H74V139L72 138V141ZM78 140H80L79 139V136H78ZM88 140V141H89ZM141 141H143L142 139H140ZM163 140V141H164ZM221 140V139H220ZM229 140H230V138H229ZM228 140V141H229ZM240 140H241V138H240ZM1 141H4V140H1ZM6 141V140H5ZM20 141H21V139H20ZM49 141H50V139H49ZM71 141V142H72ZM81 141V140H80ZM142 142V146H144L145 144V142ZM152 141L155 143V141H154V139H152ZM226 141V140H225ZM231 141V140H230ZM236 141V140H235ZM238 141V140H237ZM236 141V142H237ZM242 141V140H241ZM253 141V140H252ZM259 141H261V139L259 140ZM39 142H41L42 144L44 143V144H46L45 143V141L44 142H42V141H38L37 143H39ZM55 142V141H54ZM73 142H75V141H73ZM76 142H77V140H76ZM91 142V141H90ZM95 142V141H94ZM100 142V141H99ZM104 142V141H103ZM147 142V141H146ZM151 142V141H150ZM149 142V143H150ZM212 142H215L214 141V139H212ZM221 142V141H220ZM234 142V141H233ZM245 142V141H244ZM15 143V142H14ZM24 143V142H23ZM59 143V142H58ZM62 143V142H61ZM78 143H80L79 141H78ZM97 143V142H96ZM157 143H155V145H157V146H159ZM247 143V142H246ZM3 144V143H2ZM21 144V143H20ZM48 144H50V143H48ZM55 144V143H54ZM67 144V143H66ZM72 144V143H71ZM80 144H82V143H80ZM80 144H78V145H80ZM140 144H141V142H140ZM140 144H138L140 147H142ZM160 144V143H159ZM210 144V145H209ZM235 144V143H234ZM241 144H243V143H241ZM1 145V144H0ZM17 145V144H16ZM47 145V144H46ZM46 145H44V146H46ZM69 145H70V142H69ZM91 145V144H90ZM147 145V144H146ZM149 145V144H148ZM147 145V146H148ZM151 145V144H150ZM164 145H165V147H164ZM216 145H218V144H216ZM233 145V144H232ZM238 145H240V144H238ZM2 146V145H1ZM48 146L49 145H47L46 147L48 148ZM82 146V145H81ZM89 146V145H88ZM153 147H154V145H152ZM159 146V147H160ZM214 146H215V144H214ZM219 146V145H218ZM235 146V145H234ZM236 146H237V144H236ZM245 146H247L246 144H245ZM24 147V146H23ZM42 148H40L41 150L43 149V146H41ZM51 146H49V148H50ZM62 147H64V146H62ZM69 147V146H68ZM137 147V146H136ZM145 147V146H144ZM149 147V146H148ZM151 147V146H150ZM220 147V146H219ZM237 147H239V146H237ZM240 147H242V146H240ZM1 148V147H0ZM6 148H7V146H6ZM22 148V147H21ZM25 148V149H26ZM88 148V147H87ZM87 148L86 149H82L83 151H87ZM93 148V147H92ZM143 148V147H142ZM141 148V149H142ZM156 148V147H155ZM231 148H232V146H231ZM245 148V147H244ZM45 149V148H44ZM141 149L140 148H137V150L135 149V151H134V149H132L133 150V152H132V154L130 153V154H128L130 157L132 156V158H131V160L132 161H130V159L128 158V159H126V161H124L125 159L123 158V156L121 157L122 159H123V163H122V166L124 167H122L124 170H126V176H125V178L127 179V176L128 175H133V174H135V172L137 173V172H140L141 171V169H140V171H138L137 169L139 168L138 166V168L136 167V165H135V163L137 164V163H139L138 161L140 160V159H142V158H144L145 156L142 154L143 152H145L146 150H143V152H141ZM146 149V148H145ZM158 149V148H157ZM236 149V148H235ZM240 149V148H239ZM243 149V148H242ZM1 150V149H0ZM24 150V149H23ZM48 150V149H47ZM50 150H51V148H50ZM88 150H90V148L88 149ZM148 150V149H147ZM151 150V149H150ZM156 150V149H155ZM155 150H153V151H155ZM234 150V149H233ZM233 150H231V151H233ZM241 150V149H240ZM245 150H247L246 148H245ZM244 150V152L246 153L247 151H245ZM254 150V149H253ZM9 151V150H8ZM26 151V150H25ZM77 151V150H76ZM83 151H82V153L81 154H83ZM93 151V150H92ZM160 151V152H161ZM209 151V150H208ZM208 151H207V153H208ZM243 151V150H242ZM256 151V150H255ZM23 152V151H22ZM43 152V151H42ZM41 152V153H42ZM48 152V151H47ZM88 152V151H87ZM86 152V153H87ZM97 152V151H96ZM146 152H148V151H146ZM145 152V153H146ZM152 152V151H151ZM159 152V153H160ZM161 152V153H162ZM202 152V153H201ZM248 152H250V151H248ZM35 153V154H36ZM79 153V154H80ZM90 153V152H89ZM94 153V152H93ZM105 153V152H104ZM129 153V152H128ZM150 153V152H149ZM162 153V154H163ZM201 153V154H200ZM207 153L205 154V157H206V155H207ZM211 153V152H210ZM213 153V152H212ZM36 154V155H37ZM45 154V153H44ZM80 154V155H81ZM96 154V153H95ZM107 154V153H106ZM153 154H154V152H153ZM218 153L216 152V155H214V153H213V155H210L211 157L212 156H218L217 155ZM247 154V153H246ZM27 155V154H26ZM35 155V156H36ZM41 155V154H40ZM93 155V154H92ZM108 155V154H107ZM117 155V154H116ZM150 155V154H149ZM151 155H152V153H151ZM150 155V156H151ZM159 155V154H158ZM204 155V154H203ZM222 155V154H221ZM242 155V154H241ZM244 155V154H243ZM249 155V154H248ZM251 155V154H250ZM252 155H254V153L252 154ZM95 155H93L92 157H94ZM97 156H100L99 155V153H98V155ZM119 155H117V157H118ZM161 156H163V155H161ZM207 156H209V153H208V155ZM209 156V157H210ZM226 156V155H225ZM225 156H222V157H225ZM0 157H2V156H0ZM6 157V156H5ZM19 157V156H18ZM23 157V156H22ZM37 157V156H36ZM39 157V156H38ZM42 156H40V158H41ZM46 157H47V155H46ZM49 157V156H48ZM81 157V156H80ZM96 157V156H95ZM102 157V156H101ZM104 157H105V155H104ZM116 157V156H115ZM117 157H116V159H117ZM120 157V156H119ZM118 157V158H119ZM147 157H148V155H147ZM156 157H157V154H156ZM155 156H154V159H156V162H157V159H161V157H160V155H159V158H156ZM220 157V156H219ZM222 157H220V158H222ZM250 157V156H249ZM252 157V156H251ZM21 158V157H20ZM35 158V157H34ZM39 158V159H40ZM82 158H83V156H82ZM90 158H91V154H90ZM103 158V157H102ZM101 158V159H102ZM153 158V157H152ZM203 158V157H202ZM207 158V157H206ZM227 158V157H226ZM245 158V157H244ZM262 158V157H261ZM264 158V157H263ZM22 159V158H21ZM33 159V158H32ZM43 159V158H42ZM148 159V158H147ZM147 159H145L144 158V160H147ZM211 159V158H210ZM223 159V158H222ZM243 159V158H242ZM248 159V158H247ZM246 158L244 159V160H247ZM249 159H251V158H249ZM249 159H248V161H249ZM4 160V159H3ZM37 160H38V158H37ZM48 160V159H47ZM91 160V159H90ZM93 160V159H92ZM97 160V159H96ZM118 160H121V159H117V162H119V164H120V161H118ZM149 160V159H148ZM202 160H204V159H202ZM212 160H214V159H212ZM226 160V159H225ZM252 160H253V157H252ZM257 160V159H256ZM263 160V159H262ZM8 161V160H7ZM6 160L4 161L5 163L7 162ZM15 161V160H14ZM31 161V160H30ZM32 161H34V160H32ZM40 161V160H39ZM42 161V160H41ZM134 161H136L135 163H134ZM162 161V160H161ZM160 161V162H161ZM173 161H171L170 162V164L173 162ZM208 161H209V159H208ZM227 161V160H226ZM248 161H244V164H246V162L247 163H249ZM261 161V160H260ZM264 161V160H263ZM263 161H261V162H263ZM9 162V161H8ZM17 162V161H16ZM35 162V161H34ZM44 162V161H43ZM142 162V161H141ZM159 162V161H158ZM216 162V161H215ZM242 162V161H241ZM253 162H255V161H253ZM253 162H251V163H253ZM3 163V162H2ZM37 163V162H36ZM42 163V162H41ZM163 163V162H162ZM162 163H160V164H162ZM168 163V162H167ZM167 163H165L164 162V164H165V166H167L166 164ZM174 163V162H173ZM217 163V162H216ZM216 163L214 164L215 166H217L216 165ZM250 163V164H251ZM0 164H1V162H0ZM14 164V163H13ZM15 164H17V163H15ZM14 164V165H15ZM50 164L52 165V163L50 162ZM49 164V165H50ZM142 164H143V162H142ZM164 164H162V165H164ZM169 163H168V165H170ZM212 164H213V162H212ZM219 164V163H218ZM243 164V165H244ZM256 164V163H255ZM259 164H260V162H259ZM258 163H257V165H259ZM8 165H9V163H8ZM221 165V164H220ZM242 165V164H241ZM17 166V165H16ZM145 166V165H144ZM155 166L157 167L158 165H156L155 164ZM211 166V165H210ZM222 166H223V163H222ZM224 166H225V163H224ZM10 167V166H9ZM12 167H13V165H12ZM11 167V168H12ZM53 166H51V168H52ZM57 167V166H56ZM142 167V166H141ZM173 167H174V165H173ZM197 167H199V166H197ZM206 167H208V166H206ZM213 167V166H212ZM212 167H211V169H212ZM226 167V166H225ZM249 167V165H247V168ZM252 167V166H251ZM7 168V167H6ZM15 168V167H14ZM18 168V167H17ZM17 168H15V169H17ZM120 168H121V165H120ZM121 168V169H122ZM145 168H147L146 166H145ZM144 168V169H145ZM175 168V167H174ZM201 168V169H200ZM204 168V167H203ZM210 168V167H209ZM214 169H215V167H213ZM217 168V170L216 171H219L220 172V170H218V168H220V167H216ZM240 168V167H239ZM246 168V169H247ZM252 168H254V167H252ZM252 168H251V170H252ZM4 169H5V167H4ZM46 169V168H45ZM172 169V168H171ZM199 169L200 170H202V167L200 166L199 167ZM213 169V170H214ZM242 170L244 169V168H241ZM260 169V168H259ZM6 170V169H5ZM53 170V169H52ZM59 170V169H58ZM57 170V171H58ZM147 170H148V168H147ZM173 170V169H172ZM196 170H198V169H196ZM210 170V169H209ZM222 170V169H221ZM242 170H240L241 172H242ZM3 171V170H2ZM149 171V170H148ZM204 171V170H203ZM207 171V170H206ZM246 171V170H245ZM256 171H258V170H256ZM261 172H264V171H262V169L260 170ZM10 172V171H9ZM9 172H8V174H9ZM13 172H15V171H13ZM26 172V171H25ZM142 172H143V170H142ZM146 173H147V171H145ZM166 172V171H165ZM171 172H173V171H171ZM250 172V171H249ZM249 172H248V174H249ZM255 172V171H254ZM17 173V172H16ZM28 173V172H27ZM56 173V172H55ZM167 173H169V172H167ZM196 173H197V171H196ZM198 173H202V172H200L199 170H198ZM224 173V172H223ZM228 173V172H227ZM256 173H258V172H256ZM7 174V173H6ZM12 174V173H11ZM21 174H22V172H21ZM128 174V175H127ZM145 174V173H144ZM148 174V173H147ZM219 174V173H218ZM246 174V173H245ZM262 174V173H261ZM1 175H4V174H1ZM20 175V174H19ZM28 175V174H27ZM142 175V174H141ZM173 175V174H172ZM206 174H204V176H205ZM209 175V174H208ZM207 175V176H208ZM210 175H211V173H210ZM214 175H216V174H214ZM237 175V174H236ZM14 176V175H13ZM16 176V175H15ZM14 176V177H15ZM17 176H18V174H17ZM16 176V177H17ZM24 176V175H23ZM22 176V177H23ZM146 176V175H145ZM186 176V177H185ZM203 176V175H202ZM217 176V175H216ZM256 176V174L254 175V177ZM260 176V175H259ZM264 176V175H263ZM2 177V176H1ZM0 177V178H1ZM4 177V176H3ZM2 177V178H3ZM10 177V176H9ZM21 177V178H22ZM138 177V176H137ZM188 177V178H187ZM192 177H193V179H192ZM192 177H191V179L193 180V183L195 182L194 181V176L192 175ZM198 176L196 175V177H195V180H196V178H197ZM8 178V177H7ZM13 178V177H12ZM11 178V179H12ZM19 178H20V176H19ZM130 178H132V177H130ZM189 179V180H186V179ZM199 178V177H198ZM203 178H206V177H203ZM237 178H238V176H237ZM10 179V178H9ZM8 179V180H9ZM18 179V178H17ZM17 179H15L16 181H17V183L19 184V181H20V179L19 180H17ZM139 179V178H138ZM143 179H144V177H143ZM142 178H141V180H143ZM173 179H174V177H173ZM210 178H208V180H209ZM212 179V178H211ZM210 179V180H211ZM226 179V178H225ZM227 179H229V178H227ZM240 181L242 180L243 181V178L241 179V178H238ZM245 179V178H244ZM6 180V179H5ZM7 180V181H8ZM15 180L13 181V182H15ZM134 180H135V178L133 179V181H129V179H127V181H129V182H132V183H134ZM186 180V181H185ZM201 181H202V179H200ZM207 180V179H206ZM208 180L207 181H205L204 180V183L205 184H207V186L209 185L208 184ZM215 182H216V180L217 179H213ZM237 180V179H236ZM238 180V182H240ZM249 180V179H248ZM248 180H247V178L245 179V181L246 182H248ZM2 181V180H1ZM4 181V180H3ZM10 181V180H9ZM191 181V180H190ZM189 181V182H190ZM198 181V180H197ZM218 181H219V179H218ZM224 181V180H223ZM228 181V180H227ZM242 181H241V183H242ZM207 182V183H206ZM233 182V181H232ZM7 183H9V182H7ZM11 183V182H10ZM16 183V185H18ZM137 183H138V181H137ZM136 183V184H137ZM198 183H200V182H198ZM212 183H213V181H212ZM236 183H237V181H236ZM25 184V183H24ZM23 183H20L18 186H17V189L19 190V191H22V192H24L26 195H28L29 193V191L27 190L26 191V187H25V185H24ZM94 184V183H93ZM189 184V183H188ZM187 184V185H188ZM195 184V183H194ZM194 184H192V181L190 182V188L191 187H194L193 185ZM201 184V183H200ZM199 184V185H200ZM202 184H203V182H202ZM227 184H229V183H227ZM247 184V183H246ZM14 185H15V183H14ZM131 185L132 184H130V188H131ZM192 185V186H191ZM211 185V184H210ZM224 185H225V183H224ZM235 185V184H234ZM233 185V186H234ZM241 185V184H240ZM10 186V185H9ZM177 186V185H176ZM175 186V187H176ZM196 186V185H195ZM203 186H205L204 184H203ZM206 186V187H207ZM217 186V185H216ZM216 186L214 187V188H216ZM237 186H239L238 185V183H237ZM236 186V187H237ZM243 186V185H242ZM93 187V186H92ZM197 187V186H196ZM206 187H205V189H206ZM210 187V186H209ZM97 188V187H96ZM143 188V187H142ZM141 188V189H142ZM177 188H182V187H177ZM176 188V189H177ZM186 188H187V186H186ZM199 188V187H198ZM214 188H212L213 190H214ZM238 188H241V190L243 189L241 186L240 187H238ZM92 189H94V188H92ZM183 189V188H182ZM185 189V188H184ZM183 189V190H184ZM189 189V188H188ZM193 189V188H192ZM192 189H190V190H192ZM204 189V188H203ZM212 189L210 188V192H213L212 191ZM230 188L228 187V190H229ZM95 190V189H94ZM183 190L181 191V192H183ZM187 189H185V191H186ZM195 190V189H194ZM196 190H197V188H196ZM195 190V191H196ZM225 190H227V189H225ZM235 190V189H234ZM233 190V191H234ZM238 190H240V189H238ZM128 191V190H127ZM177 191V190H176ZM187 191H189V190H187ZM200 191H201V189H200ZM218 190H216V192H217ZM243 191V190H242ZM129 192H130V190H129ZM129 192H128V194H129ZM146 192V191H145ZM179 192V191H178ZM191 192V191H190ZM189 192V193H190ZM194 192V191H193ZM205 192V191H204ZM210 192L208 193V194H210ZM215 191L213 192V193H215V194H217ZM131 193V192H130ZM144 193V192H143ZM192 193V192H191ZM213 193H212V195H213ZM23 194V193H22ZM187 194V193H186ZM204 194V193H203ZM205 194H207V193H205ZM214 194V195H215ZM142 195V194H141ZM184 195V194H183ZM187 195H189V194H187ZM192 195V194H191ZM211 195V194H210ZM213 195V197L215 198V196ZM217 195H219V194H217ZM102 196V195H101ZM104 196V195H103ZM132 196V195H131ZM144 196V195H143ZM151 197L153 196V195H150ZM206 196V195H205ZM204 196V197H205ZM208 196V198L210 197L209 195H207ZM207 196H206V198H207ZM100 197V196H99ZM127 197H129V195L127 196ZM151 197H150V199H151ZM184 197V196H183ZM197 197V196H196ZM212 197V198H213ZM139 198H140V195H139ZM154 200H155V198L154 197H152ZM211 198V197H210ZM209 198V199H210ZM216 198H218V197H216ZM220 198V197H219ZM129 199H131L130 197H129ZM202 199V198H201ZM205 199V198H204ZM208 199V201H210ZM132 200V199H131ZM134 200V199H133ZM187 200V199H186ZM214 202H215V200L214 199H212ZM218 200V199H217ZM76 201H77V199H76ZM137 201V200H136ZM205 202L207 201V199L206 200H204ZM207 201V202H208ZM213 201H211V203H213ZM40 203L41 201L40 200H37L36 201V203ZM128 202V201H127ZM156 202H157V200H156ZM179 202V201H178ZM181 202H182V200H181ZM199 202H201V201H199ZM206 202V203H207ZM76 203V202H75ZM129 203V202H128ZM137 203V202H136ZM153 203H155V201H153ZM186 203V202H185ZM192 203V202H191ZM209 204H210V202H208ZM41 204V203H40ZM141 204H143L142 202H141ZM181 204H183V202L181 203ZM197 204H199V203H197ZM135 205V204H134ZM190 205V204H189ZM193 205V204H192ZM191 206V205H190ZM198 206V205H197ZM134 207V206H133ZM228 207V206H227ZM43 208V207H42ZM230 208V207H229ZM232 208H233V206H232ZM238 208V207H237ZM241 209H243L242 208V206L240 207ZM135 208H133V210H134ZM137 209V208H136ZM227 209V208H226ZM247 209V208H246ZM44 210V209H43ZM42 210V211H43ZM120 210H122L121 208H120ZM184 210H186V209H184ZM45 211V210H44ZM238 211V216H237V219H236V216H235V219H233V220H235V222H233V220L231 219V221H229V217H228V223H230V225H232L231 227H233L234 229H235V232L236 233H239V235L240 236H242L243 235V232H245V230H246V232L245 233H248L247 232V230H248V227H249V225H251V224H254V219H253V217L251 216V215H253V214H249V215H247V213H245L246 214V218H248V217H252V220H253V222H251V220H250V222L248 221H246V219H244V215H242V214H240V213H243V211L242 212H239L240 210H237ZM137 212V211H136ZM186 212V211H185ZM184 212V213H185ZM183 213V212H182ZM227 213V212H226ZM228 213H230V212H228ZM252 213V212H251ZM42 214H43V212H42ZM137 214V213H136ZM193 214V213H192ZM233 214V213H232ZM231 214V215H232ZM235 214V213H234ZM237 214V213H236ZM235 214V215H236ZM244 214V213H243ZM130 215L131 216H133L131 213H130ZM182 215H186V214H182ZM181 215V217H179L180 219L183 217ZM189 215V214H188ZM191 215V214H190ZM230 214H229V216H231ZM130 216V217H131ZM234 216V215H233ZM248 216V217H247ZM37 217V219H38V217L39 216H36ZM136 217V216H135ZM34 218H35V215H34ZM187 218V217H186ZM191 218H192V216H191ZM190 218V220H192ZM231 218V217H230ZM33 219V217L31 218V220ZM34 220H36V219H33V221ZM197 220V219H196ZM37 221V220H36ZM129 221H131V220H129ZM178 221H180V220H178ZM182 221V220H181ZM256 221V220H255ZM132 222H133V218H132ZM192 223H193V221H191ZM233 222V223H232ZM196 223V222H195ZM250 223V224H249ZM255 223H258V221H256ZM130 224V223H129ZM194 224V223H193ZM198 224V223H197ZM259 224V223H258ZM258 224H256L255 226L254 225H251V226H253L256 230H252V229H254V228H252L251 226H250V228H252V229H250L249 228V230L248 231H250V230H252L251 232L252 233H250V234H253V237L255 238V240H257L256 241V243L254 244V245H256V248L257 249H253V247H254V245H252L253 247H252V249L254 250L253 252H246V250H244L243 252H242V258L241 259H243V264H264V229H262L260 226H263V224L261 225V223H260V225H258ZM200 225V224H199ZM228 225V224H227ZM226 225V226H227ZM230 225H229V227H230ZM257 225L259 226V228L260 229H257ZM225 226V227H226ZM248 226V227H247ZM228 227V226H227ZM226 227V228H227ZM230 227V228H231ZM129 229H130V227H128ZM195 228V230L197 229L196 227H194ZM203 228V227H202ZM202 228H200L201 230V232H202ZM207 228V227H206ZM225 228V229H226ZM233 228H231V230L233 231ZM188 229V228H187ZM186 229V230H187ZM207 229H209V227L207 228ZM206 229V230H207ZM222 229V228H221ZM224 229V228H223ZM221 230L220 232L222 233V235H224V233H223V231L225 230ZM181 230H184L183 232H185V229H181ZM194 230V229H193ZM193 230L192 229H189V231H192L193 232ZM205 230V231H206ZM211 230V229H210ZM219 230V229H218ZM217 230V231H218ZM230 229H228V232H226L227 234H225V235H229V234H231L230 233V231H231ZM199 231V230H198ZM204 231V230H203ZM208 231V230H207ZM225 231H227V229L225 230ZM224 231V232H225ZM182 231H180V233H181ZM182 232V233H183ZM187 233H188V231H186ZM186 232H185V234H186ZM196 232H197V230H196ZM214 232H216V230L214 231ZM220 232H219V234H220ZM234 231H233V234L235 233ZM204 233V232H203ZM209 233H212L211 231L209 232ZM208 233V234H209ZM235 233V234H236ZM189 234L191 235V236H193V234L194 233H191V232H189ZM188 234V235H189ZM198 234V233H197ZM196 233L194 234L195 236L197 235ZM202 234V233H201ZM201 234L199 233V237L201 236ZM213 234V233H212ZM219 234H217L216 233V236L218 235V236H220ZM207 234L205 233V236H206ZM210 235V234H209ZM208 235V236H209ZM237 235V234H236ZM232 236L233 238L234 237H237V236ZM246 235L247 234H245L244 236L246 237ZM204 236V235H203ZM205 236H204V238L201 236L200 238H203V239H205ZM211 236V235H210ZM249 236V235H248ZM213 237H215L214 236V234H213ZM222 237H224V236H221V238ZM252 237V236H251ZM191 238H193V237H191ZM247 238H250V236L249 237H246L245 238V240L247 239ZM193 239H196V241H198V239H197V236H196V238L194 237ZM192 239V240H193ZM202 239V240H203ZM206 239H207V236H206ZM208 239H209V237H208ZM207 239V240H208ZM224 238H222V240H223ZM230 239V241L229 242H231L232 240H231V237L229 238ZM237 238H235V240H236ZM205 241V242H202L201 244H205L204 246H206V245H208L207 243L209 242V240L208 241ZM215 240H217V238H215ZM234 240V239H233ZM241 240V239H240ZM254 240V241H255ZM195 240L193 241V242H195V243H197ZM199 241H201L200 239H199ZM199 241H198V245L200 244L199 243ZM224 241H227V240H224ZM253 241V240H252ZM251 240H250V242H252ZM253 241V242H254ZM207 242V243H206ZM211 242H212V240H211ZM211 242H209V243H211ZM217 242V241H216ZM235 242H237V241H235ZM243 242H247V241H243ZM242 242V243H243ZM249 242V241H248ZM227 245L228 244H232L233 243V241H232V243H228V242H225ZM240 243V242H239ZM241 243V244H242ZM184 244V243H183ZM182 244V246L180 245V246H178L177 244V247L178 248H174V249H176L175 251H174V249H173V251H172V247H175V246H172L171 247V250L170 251H172L173 253H175L176 254V252H179L178 250H180L181 252L183 251V252H186V253H191L190 252V250L193 248V247H190V245L188 244L187 245V242L185 243V245H183ZM212 244H214V241L212 242ZM212 244H209V245H212ZM218 244V243H217ZM237 244V243H236ZM244 244V243H243ZM248 244V243H247ZM246 244V245H247ZM196 245L197 246V248L199 247V246H201V245ZM208 245V246H209ZM233 245H235V244H233ZM193 246V245H192ZM204 246L201 248V251H203L202 249H204ZM213 246V245H212ZM216 246V245H215ZM225 246V245H224ZM229 246V245H228ZM232 246V245H231ZM247 246H250V245H247ZM124 247V246H123ZM230 247V246H229ZM228 247V248H229ZM125 248H127V247H125ZM191 248V249H190ZM213 248L215 249L216 247H214L213 246ZM227 248V249H228ZM248 248V247H247ZM129 249V248H128ZM235 249V248H234ZM246 249V248H245ZM250 249V248H249ZM252 249H251V251H252ZM198 250H199V248H198ZM216 250V249H215ZM243 250V249H242ZM121 251V250H120ZM148 251H152V250H148ZM156 251V250H155ZM194 251V250H193ZM153 252V253H152ZM151 252V254H152V257H153V254H155L154 253V251H152ZM172 252L171 253H169L168 251H167V249L165 250H163L162 252H161V250H160V252L158 253V251H157V254L156 255H154V257L156 256L157 257V259H160L159 260V262L158 261H156L155 259V262L156 263H158V264H160V262H161V260H163L164 261V264H165V261H167L169 258H170V255L172 254ZM181 252L180 253H178V256H179V254L181 255ZM204 252V251H203ZM202 252V253H203ZM238 252V251H237ZM149 254H150V252H148ZM186 253H183V257L181 256V258H180V261L182 262V264L185 262V259L187 258V256H188V258H187V261L186 262H189V261H192V263L193 262H195V261H193L194 259H196L195 257L196 256H194V254L192 255L191 254V256H192V260L189 258V255L187 254V256H186ZM151 254L149 255V257L148 258H150L151 257ZM205 254V253H204ZM234 254V253H233ZM173 255V254H172ZM171 255V256H172ZM176 257H177V254L175 255ZM185 256H186V258H185ZM190 256V257H191ZM204 256V255H203ZM89 257V256H88ZM87 257V258H88ZM93 257V256H92ZM92 257H89L88 259H89V261L87 262V258H84V259H86V260H84V261H86V263L85 262H83L82 260L80 261V258H79V261L78 262H83V264H99L100 262L101 263H103V264H132V262L129 260V256H128V250H126V251H122L121 253L119 252V254L116 256V257H112L113 259H111V257H110V262L109 261H107V260H104V258H103V254H102V256H100L98 259H92ZM92 260H91V259ZM96 258V257H95ZM172 258L174 259V256H172L171 257V260H172ZM206 258V257H205ZM205 258H204V260H205ZM45 259V258H44ZM53 260L55 259V258H52ZM52 259H50V260H52ZM83 259V258H82ZM109 259V258H108ZM152 258H150V261L148 260V263L149 262H151L152 260H151ZM167 259V260H166ZM176 259V258H175ZM174 259V260H175ZM179 259V258H178ZM178 259H176L175 261H179ZM190 259V260H189ZM203 259V258H202ZM38 260V259H37ZM49 260V259H48ZM52 260V261H53ZM90 260H91V262H90ZM170 260V259H169ZM168 260V261H169ZM173 260V261H174ZM196 260H198V261H196L197 262V264H200V263H202V261H204V260H201L200 259V257H199V259L197 258ZM209 261H210V259H208ZM212 260V259H211ZM215 260V259H214ZM100 261V262H99ZM167 261V262H168ZM199 261H201L200 263H198ZM213 261V260H212ZM211 261V262H212ZM35 263H33V264H62L61 262H60V260H59V262L60 263H58L57 261H55V262H47V263H44L43 261L41 262V258H40V261H34ZM45 262H46V260H45ZM170 262V261H169ZM168 262V263H169ZM172 262V261H171ZM170 262V263H171ZM207 262V261H206ZM4 263V262H3ZM11 263V262H10ZM64 263V262H63ZM147 263V264H148ZM155 263V264H156ZM174 262H172V264H173ZM189 263H191V262H189ZM189 263H184V264H189ZM191 263V264H192ZM205 263V262H204ZM214 263H215V261H214ZM235 263H237V262H235ZM1 264V263H0ZM4 264H6V263H4ZM13 264H14V262H13ZM145 264V263H144ZM149 264H151V263H149ZM161 264H162V262H161ZM167 264V263H166ZM176 264H178V262H176ZM194 264V263H193ZM196 264V263H195ZM205 264H207V263H205ZM209 264V263H208ZM213 264V263H212Z\"/></svg>","mask_w":264,"mask_h":264}]
</instances>
